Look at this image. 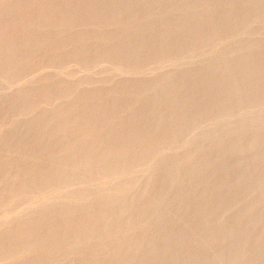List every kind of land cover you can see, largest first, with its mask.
Listing matches in <instances>:
<instances>
[{
  "label": "rangeland",
  "instance_id": "374dc122",
  "mask_svg": "<svg viewBox=\"0 0 264 264\" xmlns=\"http://www.w3.org/2000/svg\"><path fill=\"white\" fill-rule=\"evenodd\" d=\"M231 1L233 2L235 0H0V93L2 90L4 91L5 87L8 88L9 85L13 82H14L13 84L20 82V84H22L25 87V88L22 87L18 90L12 91V93L10 92L11 94H9V96L7 95L8 97L7 96L4 97L5 99L4 98H2V100L0 99V111L3 113H6V115L4 114V116L2 118H0V137H1L0 138V178H1L0 179V221L3 220L4 218L13 217L15 214L20 213V210L23 211V208L25 209L26 206H27L26 208L31 206L30 204L33 205V203H30V202L37 203L38 201H42L41 199H39L42 196L44 198L47 197L46 199H44V201H46V200L48 201L49 199L52 198L50 196H53L52 192H54L58 187H60L58 189V192H65L74 186H75V188H77L76 185H74V184H76L75 181H73L75 179H73V180H71V179L76 174L81 173L80 172L81 170L84 173V176L82 179L88 178L89 182L88 181L87 182L81 181L80 183L77 182V185L80 184L78 187H84L85 185H87L85 183L90 184V182H94L93 176H95L96 179H100V181H101L100 176H99V178L97 177V175H99L101 173V171H102V173L105 172V173H103L104 178L101 175V177H102L101 183L104 185V183L109 181V179L111 180V178L113 176L116 175L118 177L119 175H117V174L119 173V171H123V168H125L127 166H129L131 168L132 167L131 165L134 166V164H132L133 162L131 163V161H135V162L138 161V163H140L143 160L144 163L142 162L140 164L141 165L144 164L146 166L148 163V162L146 163V161H149V162L151 161V160H147V157H152V159H154V157L156 156L155 153L159 149L160 145H158V144H161V141L163 140L162 138L169 139L171 136H173L171 134H175V133H180L182 139L188 138L190 136V133H191V130L193 127L192 122L199 121L202 118L203 119L207 118L206 115L208 116L209 113H212L211 111H213V112L217 111L218 113H221V112L224 113V111H226L225 109L227 107L229 108L230 103H231V105H233L232 104L233 100H239L240 102L243 103V104L239 103V101H238V104H240V105H238V104L237 105L240 106V108L236 107L238 110H241V111H239L240 113H242L243 110L246 108L247 105H245V104L249 105L251 101H254V103L262 101V99H264V91H263V89H264L263 88L264 87V79H263L264 78V68L262 69L261 74L260 73L257 74L258 76H261V77H257V76L255 77V78H258V80L256 79V81H255V80H252L253 78H251L252 82L249 79V81H248L249 83H248L246 78H244V80L246 79L245 81L244 80L242 81L243 78H240L241 76H238L239 78L237 77V72L239 75H241L240 74L241 69L243 70V68H241V66L244 67V63H242L243 59H241V57L237 58L238 60L236 59L235 62H233V61L229 62V64L226 61L224 62V60L219 61V62H221L220 63L221 66L219 65V62H217L218 63L217 64L215 61L211 60L212 54H210V52H214L216 50L226 51L228 49V43L226 46L227 41L226 40H224V41L220 40L221 42L219 44V41L217 40V36L219 38V36L221 37V34H224V33H225L224 35L228 36L229 34H227V33H228V31H230V28H229L230 25L229 24L232 22V20H234L235 18H239V16L242 15L241 12H239L240 9H238L236 7H239L240 4L242 5V3H243L242 1H244V0H239L240 2L238 1L239 4H237L235 6V8H234L235 10L234 9L231 10L232 12L230 11L231 14H229L230 12L229 13L227 12L228 7H226V6H227V4L230 5V3H232ZM219 6H223L224 8H221V7L219 8ZM215 7H216V10H215ZM119 8H121V10ZM122 8H124V9H122ZM240 8L242 9V6ZM219 9H221V10L218 11ZM118 10H120V11H118ZM236 10H238V11H236ZM184 11H185V13H183ZM221 11H222V13H221ZM235 11L238 13V15H237V13H234ZM116 12H118V13H116ZM218 12H219V14H218ZM234 15L236 16L235 18L233 17ZM219 16H221V17H219ZM228 16L231 19L228 18ZM214 17L216 18V20H214L215 19ZM210 19H211V23L209 25L206 24L207 22L210 21ZM224 19L226 21H228V19H229V22L225 21L226 24L227 23H229V24H227V25L224 24L225 26L224 25L222 26L221 21L224 22ZM203 20L204 21L207 20V21L204 22ZM168 21H169V23H168ZM214 21H216V22L219 21L220 23H218V22L216 23ZM203 22H204V24H201ZM161 23H162V25L160 26ZM194 25H195V27H194ZM202 25H204V26H202ZM199 26H201L202 30H204V32H202V33L205 34V32H206V34H207L206 36H203V34H201L202 36L200 38V36L198 34H200L199 32H201V28H199ZM193 27H194V29H193ZM196 27H198L200 31ZM221 27L225 28L224 29L225 32L221 31V29H222ZM238 27H242V26H238ZM97 28L100 30V32H99V30H97ZM196 30L199 32H197ZM217 30H219V31H217ZM226 30H228V31H226ZM74 31H75V33L78 31L77 34L74 35L73 34ZM79 31H80V34H79ZM195 31L198 34H195ZM237 31H239V33L243 32L241 30V28H239ZM96 32H99V33L96 34ZM254 32H257V31H254ZM212 34H213V36L216 35V39H214L215 37H213V36L210 37V35H212ZM197 35H198L197 39H199V40L193 41L194 39L197 40L196 39ZM95 36H97V37H95ZM186 36H191V38L193 40H190L189 37L187 39ZM72 37H74V38H72ZM202 38H204V40H201ZM211 38L213 40H210ZM228 38L229 37H227V39ZM113 39L115 40V42L112 41ZM170 39H173V40H170ZM93 40H94V42H92ZM146 40H147V46L148 47H145L146 48V50H145L144 46H142V43H143V45H146V42H145ZM186 40L190 41V42L192 41L191 42L192 44L190 43V45H188L189 48H188V46H185V45L182 46L181 45L182 43H180V42L184 43V42H186ZM206 40H208L207 42H208L209 46H207L208 44L205 45L207 43V42H205ZM262 40L264 41V36H263ZM212 41H214V42H212ZM263 41H261V42L263 43ZM112 42H114V43H112ZM170 42H171V44H169ZM174 42L176 44H174ZM194 42H196L195 44H197V48L201 44H203V49L206 46V52L207 53H206V55H204L202 57L203 60L198 62V64L196 63L195 65H191L193 68L192 67L188 68L189 70L185 67H182L181 70H183V72L181 73V75L179 74L176 77H174L175 82L172 80L173 82L171 81V83L170 82H168V84L165 83L167 86L165 84H162L163 86L165 85L164 87L166 89L159 88L162 85L159 86V84L157 85V83L154 84L153 85L154 87L152 86L153 89L156 87L155 85L159 86L158 87V90L160 89L159 92L156 89L157 87L155 88L157 90V93H161V89H162V93L164 92L163 90H168V94H169V91H173L172 94H175V96H174L170 92V94L168 95L167 92H164L165 94L164 93L163 94L165 96H163V94H161L163 97H161L159 95L160 97L158 98V94L155 92L156 90L153 91L151 87H150V89L146 88L147 86L145 85V83L142 80L146 79L145 81H152L153 80V82H156V81H162L163 78L165 79V76L170 74L168 72L172 71L175 63H179L180 61H185L188 59V57L192 56V54L193 55L195 53L197 54L198 52L203 50V49L201 50L202 45L197 49L196 46H194L195 44L193 45ZM198 42H201V43H198ZM216 42L219 45L224 43V45L223 44L221 46H218V44L215 45ZM228 42H229V40H228ZM155 43H157V44H155ZM111 45H113V46H111ZM149 45H152V46L150 47ZM159 45H161V46L159 47ZM167 45L170 47H168ZM172 45H173V47H172ZM92 46H94V47H92ZM137 46L143 47L141 50L142 51L144 50L143 51L144 54L147 51L148 52L145 55L142 52L141 53L142 55H139L140 59H135V58L131 59L130 58V61H131L130 62L128 60V54L127 53H129L130 49L132 50V48H133V50H136L138 48ZM155 46L156 47L158 46V47L156 48ZM162 46H164V48ZM190 46H191V48H190ZM167 47H168V49H166ZM174 47H176V48H174ZM226 47H227V49H226ZM155 48H156V50H155ZM157 49H159V50L157 51ZM162 49H164V51L169 50L168 52L169 53L172 52V53H170V55L164 59L163 57H160V55L163 53ZM96 50H98V51H96ZM154 50L156 53H161V54L154 53ZM160 50H161V52H160ZM197 50H199V51H197ZM123 56L125 57V59ZM158 56H159V58H158ZM155 57H157V58H155ZM260 57L263 60V58H264V45H262V44L258 48V50L254 51V53L252 55H250L249 60H252L253 63H255V62L257 63V61L260 59ZM73 58H74V60H73ZM77 58H78V60L80 59L81 61L80 60L78 61ZM149 58L150 59L152 58V59L150 60ZM160 58H161V61H160L161 63L159 62ZM179 58H181V59L183 58V60H181ZM105 59H107V60H105ZM162 60H163V62H162ZM71 61H73V62H71ZM102 61L105 64H110V65H112V64L117 65V63L120 64V62H121L122 65L123 64H124V66L127 65L129 68L131 66V68L134 67V69L138 67L137 69L140 68L138 70L140 73L138 74V77H136V79L135 78L134 79L133 78L132 79H123V78L119 79L120 76L118 77V79H117V77L113 78L114 80L109 78V79H111L112 83L114 81L113 85L111 83H110L111 85L108 84V86H107V84H105V85L93 84V86L89 85L90 87L88 86L89 89L87 88L86 91H79V89H78L79 77H80V79H79L80 82H81V79H83V80H88V81H91L94 83L95 82L94 81L95 78H93V77H95L94 75H97L101 71V69H103L102 65H105L104 63L102 64ZM211 61H212V63L215 62V64L211 63V67H212V65L217 64V66H219V71H218V68H216L217 67L216 66L215 71L218 73L214 72L216 74L213 76L214 78L212 77V79L207 82L209 77L207 76L208 79L206 77L203 78L204 77L203 75L205 72H206L205 76L208 75V72L210 71V69H208L207 66L209 67V64ZM80 62L82 64H84V66ZM158 63H160V65L161 64H163V65H161V67H160V66H158L159 65ZM225 63H227L228 68L225 67ZM233 63H234V65H233ZM258 63L261 64L260 62H258ZM85 64H86V66H85ZM68 65H70V66H68ZM77 65L79 67L81 66V68H79ZM229 65H231L230 67H232V65H233V67H232V68H234L233 70H235V68L237 67V69L234 72H232L233 70L232 71L230 70L232 73L229 71L231 73L230 74L231 77L229 75H228V77H230L231 79H229L227 77V74H224L225 70L232 69L229 67ZM52 66H54L53 67L54 70L56 69L54 71L55 72L54 74L52 73L51 75H44V76L41 74L44 71H45L44 73H46L49 69L51 70ZM64 66H66V67H64ZM149 66L152 69L154 68V70H156V71H154V74H153V70L149 68V70H152L151 71L152 75L148 74V73H151L149 70L148 71H147V69L145 70V68L146 67L148 68ZM239 66H240V68H239ZM85 67H87V68H85ZM100 67H101V69L97 73L96 71H98L99 70L98 68H100ZM159 67H160L161 71H157V70H159ZM77 68L80 69V70H78L79 72L76 71ZM95 68H96V70H94ZM162 68H164V69H162ZM191 69L192 70L195 69L194 71H196V73L198 70H200V71H198L200 76L197 73V75L200 78L195 74L194 71L192 72ZM223 69H224V72H223ZM162 70H164V71L162 72ZM201 70H203V72L205 70H208V71H205L202 75ZM63 71H65V72L63 73ZM142 71L144 72L143 74H141ZM56 72H57V74H56ZM221 73H223V74H221ZM68 74H70L71 76ZM184 74H185V76H184ZM64 75H66V77L70 76L71 79L72 78H74V79L71 81V84L67 85L68 87L63 88L62 85L64 86V84H66L67 80H68V78L66 79ZM81 75H83V78H81ZM85 75H87L86 78L84 77ZM143 75L145 78H143ZM146 75H148V77L152 76L151 79L153 78V76H155V78H158V79L154 78L156 81L154 79L149 80L150 77L149 78L147 77L148 78L147 79ZM163 75H165V76L163 77ZM193 75L195 76V78L193 80V84L195 85V83H194L195 79L197 81L202 82V84L199 82V83H196V85L194 86L192 84V80L190 78V77H193ZM221 75L228 78V80L225 79V77H222ZM180 76H184V77L181 78ZM201 76H203V77H201ZM234 76L237 77L239 82H238V80H237V82H236V80H234L235 79ZM159 77H161V78H159ZM177 77L181 80L182 79L184 80V83H183V80L180 81L178 79V83L181 82L180 84H182V86H184L183 87L184 93L183 92H182L183 94L181 93L183 98L181 96H179L180 95L179 93H180V91H183V88H182V86H180V84L176 83ZM259 78H261V79H259ZM201 79H202V81H201ZM75 80L77 83L75 82ZM189 80H190V82H189ZM203 80H206V81H203ZM226 80L228 82L231 80V82L234 86H232V84L228 85ZM186 81H188L189 83ZM197 81H195V82H197ZM260 81H262V82L260 83ZM72 82L73 83L75 82L74 83L75 85ZM109 82H110V80H109ZM122 82L126 83V84H123ZM240 82H242V83H240ZM244 82H246L247 84H250L249 85L250 87L252 86L253 82H254V84H255V82H256V84L260 83V85L263 83V85H261L262 91L260 90L259 92H256L255 94L254 93L251 94L252 92H250V87L246 85V87H243V88H246L245 93H247V90H248L247 88L249 87L250 93L248 92L247 95L251 94L250 96L246 97V94L243 92L244 89L242 88L243 90H240L241 89L240 87L242 85L244 86L246 84V83L244 84ZM115 83L118 85L115 86ZM143 83H144V85H143ZM205 83H207V84H205ZM221 83L224 84L225 87H227V89L229 87H233L231 89L235 90L236 88H238L240 86L239 87L240 91L237 89L238 92H237V90H235V93H234V94L238 93V95H234L232 98L233 93L231 95V92H234V91L231 90V91H229L231 98H229V93L227 92L228 90L225 91L226 90L225 89L224 92L220 95V97L217 100L213 101L210 98L207 99L208 97L207 96H206L207 98L205 97V95H207L206 94L207 92L206 91L204 92V90H207V91L210 90L212 92V90L214 91V89L216 90L219 88V87L216 88L219 84H220L219 86H222ZM119 84L122 85L123 87L120 88ZM175 84L179 85L178 87H180L181 90L177 86H176L177 89L174 88L175 91L172 90L173 89L172 86ZM184 84H186V85H184ZM190 84H192L194 87L191 86ZM197 84H199V86ZM238 84H240V85L238 86ZM124 85H126V86L124 87ZM143 86H145V87H143ZM186 86L188 89L186 88ZM190 86L192 88H194V90L192 89L193 91L190 90L191 89ZM33 87L40 88L39 89L40 93H38V94L34 93L32 91ZM189 87H190V89H189ZM122 88H125V89H122ZM141 88H142V90L146 88L148 90L147 94L150 90V92H149L150 94H148L147 97L145 96L146 92H145V94H143L144 96L141 94V97H139L140 98V100H139L138 97L137 98L135 97L136 96L135 94L144 93V91H146V89L142 91ZM185 88L187 91H185ZM119 89H121L122 90L121 92L123 93L121 96L119 95V93H120ZM139 89H140V92H139ZM177 90H179V91H177ZM189 90L191 92L188 93ZM174 92H176V93H174ZM201 92L205 95H203ZM177 93H178L179 97L176 95ZM190 93L193 94L194 96H192ZM239 93H242V94H240L241 96L239 95ZM258 93L260 95H258ZM153 94H155V96H154L155 98L153 96L151 98L150 95H153ZM184 94H186L187 96L185 97ZM188 94H190V95H188ZM107 95H110L111 97L107 96ZM104 96L107 98H105ZM166 96H168V97H166ZM169 96H174L176 98L174 99V97L172 98ZM221 96H223V97H221ZM238 96H240V97H238ZM244 96L247 98L245 101H247L248 97H249L248 101H250V102H246L244 104L245 101L243 100L244 98H242ZM255 96H257L258 98ZM102 97H104V98H102ZM142 97L144 99L141 100ZM145 97H146V99L148 98L149 100H150V98L155 99V100H150V101H153L152 103H154V101L158 102V99H161V98L163 99L166 97L164 99V101L161 99L164 102V103H162L163 108L162 109L158 108L159 110H157L158 112H156V108H155V107H157L156 104L154 103L155 106H153L152 103H148L149 101H147L148 99L146 100ZM156 97H157V100H156ZM180 97L183 100H181ZM184 97H185V99H184ZM202 97L205 98L206 100L205 99L203 100ZM235 97H238L239 99L238 98L235 99ZM168 98H171V99H168ZM177 98L179 99L178 104L176 103ZM56 99L57 100L59 99L61 104ZM173 99L176 101H174ZM78 100H81L82 104H81V102H80V104H78V102H79ZM137 100H138V102H135ZM144 100L147 101L148 106L146 104V101H144ZM170 100L172 101V103ZM256 100H257V102H255ZM97 101H99L98 103L100 105H98ZM141 101H143L142 104L145 103V104H143V105H145L144 107L142 104H140ZM165 101L168 103H165ZM173 101H174V103H173ZM181 101H182V103H181ZM229 101H231V102H229ZM66 102L67 103L69 102V103L67 104ZM195 102L200 103L201 105L198 103H197V105H200V107L201 106L202 107L201 108L199 107V109H198V106L195 105ZM262 102H264V101H262ZM20 103H23V106L20 107V105H22ZM101 103H104V104L102 105ZM133 103H135V104H133ZM254 103L252 102L251 104H254ZM138 104H140L142 106L140 107ZM151 104L153 107L151 106ZM164 104L165 105L168 104L167 106H169V105H171V106L167 107V106H164ZM235 104H236V102L233 105L234 107H235ZM96 105H98V106H96ZM123 106H125V108L121 109V111L124 112L125 117L123 116V112L122 113L119 112L121 114L118 115L119 114L118 111L120 110L121 107L123 108ZM115 107L116 108L120 107V108L116 109ZM126 107H128V108H126ZM146 107H151V108L148 109ZM164 107H166V108H164ZM144 108H146L145 111H144ZM33 109H35L36 112L39 109L40 112L39 111H38L39 113L37 112V114H36L37 116L35 115V111ZM140 109L142 111H140ZM151 109H152V111L154 109V111H153L154 114H155V112L157 113V114H155L157 118L155 117L153 119L154 116L152 118L150 117L151 114H149V112L153 114V112H151ZM166 109H168V110H166ZM173 109H178L179 111L182 110L181 112H178V110H177V112L179 114H182L180 116V119H181V117H182V119H184L183 117H186V119L187 118L189 119V121L187 120L188 123L178 122V124L180 123V126L178 124H176V121H181L182 119L179 120V114L176 112H172ZM115 110H117V111L115 112ZM138 110L140 111V113H143L144 116L139 114ZM160 110L161 111L163 110V112L165 111L168 114L163 115V114H165V112L164 113L162 112L163 114H161ZM184 110H185V112H184ZM125 111L127 112V115H128V113L129 114L132 113L131 116L130 115L126 116ZM136 111L138 112L139 115H141V116L137 115V116H139L138 118H140L141 121H139L138 118L136 119V117H137V116H135ZM147 111H149V112H147ZM32 112L34 113L33 116H31ZM51 112H53V113L50 114ZM144 112L148 113L149 115L146 113L144 114ZM115 113H117V114L115 115ZM169 113H172V114H169ZM176 114H177L178 120L176 119V117H174V119L171 118V119H173L175 124L173 123V121H171L170 118H169L170 120L168 121V123L167 124L165 123L164 117H166V116L168 117V115H170L169 117H173L172 115L176 116ZM195 114H196L195 119L197 117L199 120L198 119L197 120L191 119L192 116L194 119ZM147 115L151 118V120L149 117H148L149 119L147 118ZM158 115L159 116L161 115V116L159 117ZM162 115L164 118V119L162 118L163 120L161 119ZM201 115L203 117H200ZM97 116H98V118H97ZM99 116H101L103 119ZM116 116L118 118H116ZM132 116H133V119H132ZM142 116H143V118H142L143 120L141 119ZM20 118H21V120H20ZM77 118H81L82 121H81V119L78 121ZM88 118H89V121H88ZM95 118H97V120L101 119V120L105 121L106 123L108 122L110 125L108 123H107L108 124L107 125L106 123H104L101 120L97 121ZM114 118H116V119H114ZM126 118H128V119H126ZM46 119H48V120H46ZM84 119H86L88 122H91V120H92V122H93V120H96V121H94V123L91 122L92 125H89L90 123L88 124V122H86V120H84ZM146 119H148V121ZM186 119H184V120L186 121ZM74 120L76 122L77 121L78 122H84L85 121L86 123H84V125H86V124L89 125V128L87 127L88 125L85 126L86 128H88V129H86L87 131L86 132L83 131L84 126H82V130H81L80 127L83 124L80 123V126H79V124L77 122L78 125H76L74 123L75 122ZM109 120H110V122H109ZM67 121H71V122H67ZM100 121H101V123L99 124ZM142 121H144V123ZM190 121H191V123H189ZM66 122L68 124L71 123L72 128L69 129V127H71L70 124L69 125L66 124L69 126L68 130H67L66 129L67 126L65 125L66 126V128H65V126L62 125V124H65ZM102 122L105 125H101ZM146 122H148V124H146ZM182 123H184V124H182ZM60 125L64 126V128ZM73 125H74V127H73ZM99 125H101L102 128ZM181 125H183V126H181ZM90 126L95 132L98 130H99L98 132H100V129H104V128L106 130L104 129V132L102 131V132H100L101 134L98 135V132L95 133L94 131H92ZM31 128H34L33 129V130H35L34 133H33ZM59 128L60 129L62 128V130L64 131V132L63 131L62 132H63V134H65V136L61 134L62 132ZM113 128H114V130H113ZM216 128L219 129L218 127H214V129H216ZM231 128L233 129V130L231 129L232 132H234L233 136L237 137L239 135V133L236 131V129H238V122L235 123L234 126H231ZM29 129H30V132L28 133V135H26V132H28ZM154 129H157L156 132L158 134L156 133L157 135L155 134L152 137V140L150 139V137L146 138L148 136L147 133H149L148 131H150V130L152 131ZM12 130H14V134L12 133L13 132ZM111 130H113V132L115 131V134H116L115 136H117V138H119V137L121 138L120 135H124V137H122L119 140H116V137H113L114 133H112ZM15 131H17V133H21V134L16 135ZM57 131H58L59 137L56 135ZM109 131H111V132L109 133ZM90 132H93V134ZM51 134H54V136H56L58 138L56 139V137H55L56 140H53L54 136ZM89 134H90V136H92L91 139H86V137L89 136ZM160 134H162V135H160ZM165 134L169 138H167V136H165ZM249 134L250 133H248L247 138L244 137L247 134H245V135L242 134L243 136L239 135V137L240 138L242 137V141L244 140V138L246 139V141H248V140H251L250 139L251 135H249ZM94 135H98V137H95ZM204 135L205 134L202 135V133H197V134H195L194 138L197 139L199 137H203ZM93 136L95 138H93ZM259 137H260L259 139L261 141V145L258 147L255 146L254 150L248 155V157L246 156V158L245 157L244 158L243 157L233 158V159H231V162H230V164H232L231 166H225V167L210 169L200 176L201 182L199 184H196V185L195 184H187L186 187H184L183 190H181L180 193L178 194L179 200L178 199L176 200L177 203L173 202V203H175V204H173L175 206H173L171 203H170V205L172 207L170 205H169V207L167 206V203L169 204V200L167 201V199H168V197H167L164 199L167 202V203H165V205L167 206L166 207L167 210L165 209L166 211L164 209H161V207H160L161 204H160V206H159V204L158 205L155 204L156 206L153 205V208L149 209V212L151 211V209L154 212L158 210L157 212H155V213H158V215H159V211L161 212L159 215L161 218L158 217V220H157L158 222L155 220L157 223H164L163 221H165L166 219H173L172 216H175L173 219V222H174V220H176L178 222V224H176L177 222H175V227L170 228L171 232H173V230L175 231L177 229L183 228L182 225H185V223H187V222L194 223L193 225H191L192 228H190V229H196V228H201V227L203 228V226H201L202 223H206V222L208 223L209 222L207 225H205V228H203V230H202L205 234L209 233L212 229H215V228L230 227L232 229V232L229 234V236L216 238L214 241L210 242V244H207V245H203L200 242H196L195 244L193 243V245L191 243L188 244L187 239H189V237H187V238L185 237L184 240L182 238L183 243H182V240H180L181 243H180V241L178 242L180 244L177 243L179 247H181V248L187 247V248L195 249V250L199 249V248L200 249L205 248L207 256L213 255L217 250L222 249L225 246L230 245V244L236 246V248L239 247V248L245 249L246 251L255 250V249L260 250L262 248L264 249V168H263L264 164H262L263 167L260 165V162L262 160L264 161V158H261V160L258 159L259 157L257 158V156H259L261 152H264V146H263L264 140L263 139L261 140L260 135H259ZM240 138H239V140H241ZM112 139L115 141H112ZM131 139H132V141L134 139H136L137 141L135 140V142L132 143V142H130ZM140 139H142V140L144 139V140L141 141ZM81 140H83L82 141L83 143L81 142ZM127 140L128 141L130 140L129 142H130V144L132 143V145L128 144ZM145 140H146V142H147V140H148V142H150V141L151 142L145 143ZM165 140H163V141H165ZM110 141H112L113 144H111ZM116 141L121 143V144L119 146H117ZM152 141H154V143L156 141L157 146L156 145H153L154 147L151 146L153 144ZM159 141H160V143H159ZM109 142H110V144L108 145ZM140 142L144 143L145 145L141 144ZM114 143L116 144V148L118 147L117 150L115 149ZM235 143H236V141H235ZM233 144H234V142H233ZM75 145L78 146V148L80 147L79 151L77 148H76L77 150L75 149L78 152L72 150V148L74 149L76 147ZM111 145H114V146L111 147ZM136 145H139V146H136ZM141 145H144L145 148L144 147L143 148L147 150V151H142L143 154L140 153L141 156L142 155L146 156L145 158L143 156L142 157L139 156L140 154H138L142 150ZM146 145H149L150 147L146 148L147 147ZM73 146H75V147H73ZM105 146H106V148H105ZM107 146L109 147L108 149H107ZM119 147H121V148H119ZM137 147H139V148H137ZM113 148L115 151H118V152L120 151L119 154H118V152L113 153ZM122 148H125V151ZM150 148L151 149L153 148L152 151L154 150L153 153L155 155L152 154L151 150H150V152H148ZM156 148H157V150H156ZM255 148H256V150H255ZM89 149H90L91 153H89V155H88V153L84 152V150L88 151ZM91 149L93 152L96 150L94 152L95 154L91 151ZM105 149H107V150H105ZM64 150H65V152L67 151L66 154H69V155L62 154V153H64L63 152ZM68 151H69V153H68ZM110 151L113 153V155L115 154V156L113 157V161H114V159H117L116 162L117 163L119 162V164H116L115 161L111 162L112 157L107 159V156H109V155L112 156V153ZM71 152H72V154H71ZM83 152H84V154L82 155ZM101 152H103V153H101ZM107 152H108V154H107ZM122 152L125 155L121 154ZM146 152H147V154H146ZM74 153L77 154V156L73 155ZM85 154H87V156ZM92 154H94V155H92ZM99 154H101L103 156L105 155L106 158H105V156L102 157ZM116 154H118V155L116 156ZM149 154H152V156H150ZM186 154H188V153H186ZM95 155H97V157L99 156L98 158H100V160L102 158H104L103 160L107 159V161L106 160L105 161L108 162L109 164L104 163L102 167L101 166L99 167L100 169L99 168L97 169V168L89 165V163H90L89 160L95 161L97 159V157ZM119 155L122 157H120ZM57 156L60 157L61 159L59 160V158ZM65 156H67V157H65ZM74 156L76 159L74 158ZM93 156H95V157H93ZM135 156H137V158H138L137 161H136L137 158H135ZM200 156H201V154L197 153V155L192 159L190 167L188 166L187 167L188 169L186 168V170L188 172L185 170L187 172L186 173L187 175L191 176L190 174H193L194 166L202 158V157L200 158ZM53 157L54 158L57 157V158H55L57 163L55 165H53L52 167H50L51 170L47 171L46 168H49V164H47V163H49L50 159H52ZM115 157H117V158H115ZM133 158H135V160ZM169 158H172V162H173V160H174L173 157H169ZM169 158L165 159L167 161L164 160L165 161L164 164H166V166L168 163H169L168 165H170L172 163L171 159L169 160ZM119 159H121L123 162ZM78 160H79V162H78ZM80 160H82V162H80ZM168 160H169V162H168ZM258 160H259V162H258ZM96 161H99V160H96ZM176 161H178V160H176ZM84 162H86L88 164V166ZM257 162L259 164H257ZM13 163H14V165H13ZM83 163L86 164L87 167H84V168H86V170L88 168L87 171L85 169L83 171V169L80 168V166H82ZM120 163H121V165H120ZM77 164H78V166L76 167ZM79 164H81V165H79ZM114 164H116L115 166L117 168H120V170L118 169V171H117V169H116V170H114L115 174L114 173L111 174L112 170L114 169ZM124 164H128V165L127 166L125 165V167H124ZM258 165H260L261 167L259 168ZM121 166H123V167H121ZM70 167L72 169H79V171L72 170ZM257 167H258V169H257ZM101 168H102V170H101ZM110 168L112 169L111 171H110ZM252 168H254V171ZM66 169H68V170L71 169L70 174H69V172H67V174L69 176L67 174H65ZM92 169L99 170V172L98 171L94 172V170H92ZM105 169H108L109 172H108V170H105ZM126 169H128V168H126ZM126 169H125V171H126ZM247 170H249V172L247 175L244 176L242 181L241 182L237 181V177L240 175V173H245V171H247ZM72 171L74 173H72ZM89 171H92L94 173V175L92 174V172H89ZM87 172L90 173V177L92 179L89 178V176H87L88 175ZM71 174H72V176H70ZM73 174H75V175L73 176ZM105 174H109V175H107V177H106ZM155 174H158V173L156 172ZM62 175H64V176H62ZM65 175H66V177H70V180L68 178H67L68 181H67V179L63 180L62 177H64V179H65ZM59 176L61 179L59 178ZM77 176H79V175H77ZM35 177H37L38 181H39V179H41L40 183L42 185L40 186V184H39V186H37L35 189L28 190V192L25 194L28 198H26L25 195H24L25 196V198H24L23 192L26 190L25 189L26 186L29 185L33 180H35V179H33ZM38 177H40V178H38ZM56 177L59 178L60 182H57L58 179H56ZM156 177H158V176L156 175ZM220 177H225L226 180L224 182L217 181V179H219ZM107 178H108V180H107ZM114 178H116V177H114ZM166 178H168V177H166ZM166 178H164L165 180L162 178L163 183H160L161 181L160 182L155 181L154 182L155 184H154L153 181L156 179L154 176L152 181L149 182V184L151 185V190L149 188H147L148 190L146 192H145V190L139 191L137 193L135 192V194H134L135 197H133L131 199L130 197H132V196H128L129 199H125L128 201L116 200L117 199L116 194H118V196H119V193L115 194L117 189L115 191L112 190L114 197H116L115 200L117 202L114 201V199L112 200L113 195H111V193H110L111 196L108 194L109 197H111L110 198L111 200L108 199L109 197L106 199L105 196L103 197V201L101 199L102 197L98 198L97 202L102 201V203L103 202L105 203L104 200H106V203H108L107 200H109V203L112 204V206L115 205L114 210H111V209H113L114 206L112 207L109 203H108V205L105 204L106 207L107 206L112 207V208L110 207L111 214L108 213L109 208L107 210H105V212L107 211L108 216L112 215L113 212L119 213V209L117 211L116 209L118 207L116 208V206H118V205L121 206L122 205L121 203H123L122 206L124 207V205H125L124 203L128 202L125 205L124 209L125 210L129 209V210H127L125 213L124 212L121 213V214H123V216L120 217L122 219L119 218V216L121 215V214H119V216H118L119 219L118 220H117V218L114 219V220H116L115 222L107 220L105 218L106 213L103 211L104 212V214H103V212L99 210V209L102 210L101 207L104 206V204H102L101 202L96 204V203H94L95 202L94 201L92 205L94 207V204H95L97 207L95 206L93 208V207H91L92 206L91 205L90 206L91 208L89 207L90 209H86V210H90L88 213L91 216H88L89 214H87L86 210L83 211L84 214L81 213L82 212V210H81V212H80L81 215L78 214L77 211L72 212V210L73 211L77 210L80 208L81 205L86 203L85 201L87 200V198H89V195H87V194H83V197L85 196L86 200H84L83 197L81 198L82 195H80L78 202L81 203L82 199H83L82 201L84 202V203L82 202L81 205H77L76 203L73 205L74 202L72 203L70 201H67V202L62 201L63 202L62 204H64L65 202H66L65 204H67L66 206L64 204L65 207L62 205L65 208L64 209L62 207L63 211L67 210L68 212H70V217H71V219L73 218L74 221H73V219H72V221H71V219L69 220L70 217H68L69 215H68L67 211H66L67 214H65V211H64V215H63L62 209H60L61 213H58V211H57V213L59 215L54 211L52 212L51 210H48V212L49 211L52 212V213L49 212V215H53V213H54V215L56 214L53 217L51 216L52 218L51 217L49 218L48 217L49 215L47 214L48 215L47 216L46 213H44V211H40L39 213H33L34 215L30 214L31 216L30 215L25 216L27 219L24 217L25 219L22 218L21 221L23 223H29V222L33 223L34 222L33 223L34 225H32V227L31 226H29L28 228L26 227V229H24L20 232H16V230H12L11 233L10 232L7 233L6 236L0 237V253H6V254L8 253V254L14 255V254L24 252L25 247H30V249L27 248V252L29 251L28 253H30V251L33 250L31 253L34 254L33 252H35V250H36L35 247L37 246L36 248H38V246L41 244H35L36 245L35 246L33 243V245H29L30 243L32 244V241H33V240L30 241V240L32 239V237L37 236L39 233V230H42L43 227L44 228L41 232L45 231V228L47 227L48 224L50 225L52 223L53 224L54 223H64L65 222L64 219H66L67 221H69L68 226L72 230L73 228H72V226H70L71 222L75 223L77 221L78 223H85V220L87 222L88 219H89L88 221L90 222V218L94 217V216L92 217V215H95V213L97 212L98 216L95 215V217L93 219L103 218V216H104V218L100 219L99 221H101V222L103 221L102 223H104V225L108 221L109 224L106 223V225H109L110 228L106 225L105 226L108 229L105 228L104 225H103L104 226L103 227L101 222H100V226L98 228L100 229L101 232H97L99 230L95 231L96 229H98L97 227H95V230H89L88 232L86 230L85 232H83L85 234L82 233L81 236L85 235L87 238V241H86L85 236H84L85 241H83L84 240L83 237H79L80 239L78 238L81 241L80 243H79L78 239L76 241V238H69V240L71 239L70 242L67 239V241L65 243L66 245L64 244L65 247L66 246H70V247L72 246L74 249L75 248L78 249V247H77L78 244H77V246H75L76 245L75 243H79V245L81 246V247L79 246L80 249H78V250L75 249L77 252L74 251V249L72 250L73 253L75 252L74 254L73 253L71 254L70 252H65L61 249H59L61 251L57 250L58 252L53 251L55 253H52L51 252L52 248H45L43 250V253L40 252V254L42 253V256L39 255L38 257L40 259L43 258L44 260H47V261H45L46 263L44 262L43 259H42L43 262H41V260L39 258H37L35 256V258H36L35 259L34 255H32L35 260L31 259L26 264H30L34 261H36V262H34L33 264H41V263L42 264L43 263L49 264L48 259L51 262V258H48L49 256L51 257L52 255L55 256L57 254L56 256L60 255L62 257L65 253L68 254V256H66V254H65V256H63V257H67L68 262L71 259L72 260L74 259L75 261H78L79 259H84V260H86L87 258L89 259V255L94 253V252H92V250H94L95 247H96V249L98 246L100 247L101 242L103 245H105L106 243L107 244L111 243L113 241L112 236L114 235V233H115V235L116 234L118 235L119 232H121L123 230V228H125V226H124L126 224L125 222H127L128 220H130L129 223L133 222V220H132L133 216L137 217V214H138V217H139V219L137 217L138 221L141 219L142 220L144 219V216L140 215L139 213H137V214L131 213V215H130L129 214L130 212H128V211H132L134 213L133 209L134 210H136L135 208L142 209L141 206L144 202V199L146 200L147 198L148 199L150 197L152 198V196L154 198L156 196L155 194H158L161 191L162 184L169 182L166 180ZM170 178H172V176L171 177L169 176L168 180H170ZM62 180H63V182L61 185H63V186L60 185ZM76 180L78 181V177H76ZM146 180L144 181L145 183L147 182ZM53 181H54V183H56V185L54 184V186H53L54 190L51 191L50 190L51 188L49 189L48 185L50 184V182L52 184ZM64 181L65 182L67 181V183H65ZM165 181H167V182H165ZM215 181H217V182H215ZM48 182H49V184H48ZM68 182H72L71 183L72 186L69 184L71 187L66 186V185H68ZM138 182H142V181L139 180ZM144 182H142V183H144ZM156 182H158V184ZM57 183H59L58 186H57ZM142 183H138L142 188L147 187L149 185L148 184L147 186H145L146 184L145 183L142 184ZM159 184L161 187H158ZM64 185L66 186L65 188L67 190L64 188ZM53 187H52V189H53ZM55 187H57V188H55ZM61 187H63L62 189H65V190L63 191L61 189ZM120 187H121V184H120ZM60 189L62 191H59ZM96 189L94 190V195L98 193V191L100 190V187L96 188ZM159 189H160V191H159ZM47 191H51V192H47ZM50 193H52V194H50ZM21 194H22V196H21ZM98 195H100V193H98ZM91 196H93V194ZM213 197H216V198H213ZM36 198H38V199H36ZM80 198H81V200H80ZM99 199H101V200H99ZM130 199L132 201H130ZM35 200H37V201H35ZM184 200L186 202H184ZM110 201L113 203H111ZM192 201H193V203H192ZM68 202H70L71 204ZM114 202H116V203L114 204ZM180 203H181V205H180ZM198 203L201 206V207L199 206L200 207L199 210H198V208H199ZM203 203L205 205H203ZM99 204H101L103 206L100 207ZM177 204H179V205H177ZM71 205H73V206H71ZM165 205L163 204L162 208H164ZM122 206H121V208H123ZM185 206H187V208ZM103 208H105V207H103ZM154 208H157V210H154ZM182 208H184V209H182ZM195 208H197L196 210H198V211L193 210ZM124 209H123V211H125ZM163 210H164V212H163ZM78 211H80V210H78ZM184 211L186 212L187 216L186 215L185 216L188 219H186V217L184 216V214H183ZM189 211L192 212V214L187 213ZM45 212H47V211H45ZM93 212H95V213H93ZM101 212H102V214H101ZM149 212H147V213H149ZM193 212L195 215L193 214ZM71 213H73L74 216H73V214L71 215ZM178 213L181 215L183 214L184 217H181V215H180L181 218H179ZM37 214H39V215L37 216ZM60 214H62L63 217H65V215H66V217L63 218L62 216H60ZM75 214H76V216H75ZM86 214H87V216H86ZM100 214H101V217H100ZM143 214H144V212H143ZM225 214H226V216L220 217V216L225 215ZM83 215H84L83 218L85 220H83V218H82ZM128 216L129 217L132 216L131 219ZM217 216H219L220 219L219 218H218V220L213 219ZM61 217H62V219H61ZM77 217H78V220L80 219V221L77 220ZM162 217L165 220H162ZM192 217H194V218L192 219ZM53 218H56V219L58 218V219L55 220V222H53L54 221ZM42 219H44V220H42ZM51 219H52V221H51ZM137 219H135V221ZM81 220H82V222H81ZM212 220H214V221H212ZM44 222L45 223L49 222V223L45 224ZM93 222H90V223H93ZM110 222H111V224L114 225V227H113V225L110 224ZM118 222H119V225H118ZM166 222H170V220H166ZM40 223H42L40 226H36ZM152 223H154V222H152ZM195 223H196V225H195ZM199 223H200L201 227L200 226L198 227ZM248 223L255 225V228H254L255 233L252 232L253 233V234H251L252 237H250L251 235L249 236V238H245L246 236H243V238H241L239 242L235 241L238 238L237 236L239 235V232H241L242 228L246 229L245 225ZM157 225L158 224H156V225L153 224L152 225L153 227L151 226L152 229L149 232H155V231L157 232L160 229V227H159L160 225H158V226ZM119 226L121 227L122 230L120 229ZM195 226H196V228H195ZM53 227H55V226H53ZM56 227H58L57 229L55 228V231L57 230L56 233H54L55 232L54 229L51 228L50 232L54 231L53 233L51 232L52 235H48V234H51L48 231V229H50V228L49 227H47L48 229L46 228L47 231L44 234L47 237L50 236L48 238V240H51V237L52 236L54 237L55 234L58 235V233H57L58 231H60V234H61V232H62L61 231L62 228H60L61 226L60 227L56 226ZM118 227H119V229H118ZM247 228L249 229V227H247ZM70 229H66V230H70ZM114 229H115V231H114ZM116 229H117V231H116ZM109 230H110V232L108 233ZM148 230H149V228H148ZM94 231H95V233H94ZM135 231H137V230H135ZM171 232L168 231V233L166 232L165 235H168ZM96 234L97 235L99 234V236H97ZM111 234H113V235H111ZM135 234H134V232H131V234L129 236L132 238V239L129 238V239H131L132 244H133L135 238H138V236L139 237L143 236L142 230H139V229H138L137 233H135ZM39 235L43 236L41 233H39ZM95 235H96V237H95ZM100 235H102L103 237ZM140 235H142V236H140ZM118 236L121 237L120 234ZM247 236H248V234H247ZM47 237H46V239H47ZM108 237H109V239H108ZM133 237H134V239H133ZM165 237L168 238L167 236H165ZM88 238H89L90 244H88ZM43 239H45V237ZM74 239H75V241H74ZM106 239H108V240H106ZM145 240H147V237ZM51 241H53V240H51ZM97 241H99V242H97ZM72 242H74V243H72ZM233 242H235V244H233ZM67 243H69V245ZM81 243L82 244L83 243L88 244V246H86L85 244H83V246H82ZM92 243L95 245H93ZM132 244H130V246H132ZM45 245L47 247V243H45ZM64 245L63 244L60 245L61 248L64 247ZM92 245L95 247H93ZM89 246H91L92 248H90ZM178 246H177V248H178ZM188 246H190V247H188ZM101 247H102V245H101ZM21 248H22V251H21ZM174 249H175L174 251L172 249V251L174 253H172V251H169L168 254L174 255V254L178 253L180 250V248H178V250H177L176 247ZM18 250L21 252H19ZM27 252L25 251L24 254H26ZM60 252H62V253L65 252V253L62 255V253L59 254ZM46 253L47 254L49 253L50 255L49 254L47 255ZM115 253H114V255H115L114 258L117 255L118 257H116V258H118V260H119V257L122 258L125 255V254H122V252L119 254H118V252L116 254ZM69 254H71V255H69ZM168 254H167V256H170ZM29 255H31V254H29ZM53 256H52V258H53L52 261L55 258H59V257H53ZM69 256H72V257H69ZM81 256H82V258H81ZM112 256H113V254H111V257ZM253 256L254 257H258V256L264 257V252L257 251L254 253ZM78 257H79V259H78ZM108 260H109V258H107L105 260V262H107ZM263 260H264V258H263ZM263 260H261V262L257 261V263H256V258H255V262L252 259V262L251 263L249 262V264H264ZM105 262L102 264H106ZM230 262H228V263H230ZM52 263L53 262H51L50 264H52ZM3 264H6V263H3Z\"/></svg>",
  "mask_w": 264,
  "mask_h": 264
},
{
  "label": "bare ground",
  "instance_id": "6f19581e",
  "mask_svg": "<svg viewBox=\"0 0 264 264\" xmlns=\"http://www.w3.org/2000/svg\"><path fill=\"white\" fill-rule=\"evenodd\" d=\"M238 1L239 0H235V1H231L232 3H230V5H228L227 4V6L226 7H228V10H227V12L229 13L231 10H233L234 8H235V6L237 5V4H239L238 3ZM240 2V1H239ZM243 3H242V5L240 4V6L239 7H236V8H238V9H240L239 10V12H241V16H239V18H235L236 16L234 15L233 17L235 18H233L234 20H232V22L229 24V23H227V24H229L230 25V31H228V30H226V31H228V33L227 34H229L228 36L227 35H224L225 33V28L223 27H221L222 29H221V31H224L223 33L224 34H221V37L219 36V38H218V36H217V40L219 41V44H220V40H226L227 42H226V46H227V43H228V49H227V47H226V51H223V50H216V51H214V52H210V54H212L211 56H212V58H211V60L212 61H215L216 63L217 62H219V61H222V60H224V62L226 61L228 64H229V62H235L236 61V59L237 58H240L241 57V59H243L242 60V63H244V67H242L241 66V68H243V70L241 69V72H240V74L241 75H239L238 74V72H237V77L238 76H241L240 78H243L242 79V81L244 80V78H246L247 79V82L249 81V79H250V81L252 82V80H255L256 81V79L258 80V78H255L256 76L257 77H261V76H258L257 74L258 73H260L261 74V71H262V69L264 68V58H263V60H262V58L260 57V59L257 61V63L255 64V63H253V61L252 60H249L250 59V55H252L253 53H254V51H256V50H258V48L261 46V44L262 45H264V41L262 40L263 39V36H264V0H244V1H242ZM175 3V2H174ZM146 4V3H145ZM179 6V5H178ZM242 6V9L240 8ZM224 8L223 6H219V8ZM120 10H121V8H119ZM122 9H124V8H122ZM227 9V8H226ZM225 9V10H226ZM120 10H118V11H120ZM215 10H216V7H215ZM221 9H219L218 11H220ZM235 10V9H234ZM236 11H238V10H236ZM234 12V13H237V12ZM123 12V11H122ZM232 12V11H231ZM231 12L229 13V14H231ZM116 13H118V12H116ZM183 13H185V11L183 12ZM221 13H222V11H221ZM227 13V14H228ZM233 13V14H234ZM122 14V13H121ZM213 14V13H212ZM218 14H219V12H218ZM226 14V15H227ZM237 15H238V13H237ZM121 16V15H120ZM218 16V15H217ZM225 16V15H224ZM219 17H221V16H219ZM227 17V16H226ZM225 17V18H226ZM98 18V17H97ZM215 18V17H214ZM228 18H230L229 16H228ZM231 19V18H230ZM113 20V19H112ZM214 20H216V18L214 19ZM223 20V19H222ZM204 21V20H203ZM207 21V20H206ZM206 21H204V22H206ZM221 21V20H220ZM226 20L224 19V22L223 21H221L222 23H221V25L223 26L224 24H226V22H229V19H228V21H226ZM202 22V21H201ZM204 22L203 23H201V24H204ZM214 22H216V21H214ZM218 23H220L219 21H217ZM216 22V23H217ZM166 23V22H165ZM164 23V24H165ZM168 23H169V21H168ZM177 23V22H176ZM211 23V19H210V21L209 22H207L206 24H210ZM200 24V23H199ZM200 24V25H201ZM205 24V25H206ZM226 24V25H227ZM162 25V23L160 24V26ZM207 25V26H208ZM220 25V26H221ZM228 25V26H229ZM164 26V25H163ZM166 26V25H165ZM202 26H204V25H202ZM206 26V27H207ZM212 26V25H211ZM225 26V25H224ZM238 26H242V27H238ZM194 27H195V25H194ZM194 27H193V29H194ZM196 28H198V27H196ZM199 28H201V32H199L200 30H199ZM199 28H198V30L199 31H197V32H199L200 34H198L196 31H195V34H198L199 36H200V38H201V34H203V36H206L207 34H206V32H205V34L204 33H202V32H204V30H202V27L201 26H199ZM204 28V27H203ZM212 28V27H211ZM227 28V27H226ZM239 28H241V30L243 31V32H241V33H239V31H237ZM205 29V28H204ZM209 29V28H208ZM218 29V28H217ZM97 30H99L98 28H97ZM207 30V29H206ZM210 30V29H209ZM208 30V31H209ZM214 30V29H213ZM212 30V31H213ZM220 30V29H219ZM219 30H217V31H219ZM95 31V30H94ZM211 31V32H212ZM215 31V30H214ZM254 31H257V32H254ZM78 32V31H77ZM77 32L75 33V31H74V35L75 34H77ZM99 32H100V30H99ZM99 32H96V34L97 33H99ZM95 33V32H94ZM208 33V32H207ZM213 33V32H212ZM79 34H80V31H79ZM210 34V33H209ZM70 35V34H69ZM93 35V34H92ZM191 35V34H190ZM198 35L196 36V39L198 38ZM71 36V35H70ZM211 36H213V34L212 35H210V37ZM67 37V36H66ZM95 37H97V36H95ZM188 37L190 38V40H193L192 38H191V36H186V38L188 39ZM213 37H215L214 39H216V35L215 36H213ZM227 37H229L228 39H227ZM70 38V37H69ZM72 38H74V37H72ZM171 38V37H170ZM185 38V39H186ZM194 38V37H193ZM205 38V37H204ZM204 38H202L201 40H204ZM207 38V37H206ZM165 39V38H164ZM168 39V38H167ZM174 39V38H173ZM173 39H170V40H173ZM111 40V39H110ZM161 40V39H160ZM166 40V39H165ZM169 40V39H168ZM175 40V39H174ZM184 40V39H183ZM199 39H197V40H193V41H198ZM210 40H213L212 38L210 39ZM228 40H229V42H228ZM112 41H114L115 42V40L113 39ZM150 41V40H149ZM152 41V40H151ZM208 40H206L205 42H207ZM261 41H263V43L261 42ZM55 42V41H54ZM92 42H94V40L92 41ZM97 42V41H96ZM114 42H112V43H114ZM146 42V45H143V43H142V46H144V48L145 47H148L147 46V40L145 41ZM153 42V41H152ZM158 42V41H157ZM180 42V41H179ZM192 42V41H191ZM190 41H187L186 40V42H180V43H182L181 45L182 46H188V45H190V43H191ZM212 42H214V41H212ZM108 43V42H107ZM141 43V42H140ZM151 43V42H150ZM196 42H194L193 43V45L195 44ZM198 43H201V42H198ZM211 43V42H210ZM155 44H157V43H155ZM154 44V45H155ZM162 44V43H161ZM169 44H171V42L169 43ZM168 44V45H169ZM174 44H176L175 42H174ZM192 44V43H191ZM208 44V42L205 44V45H207ZM216 44H218L217 42L215 43V45ZM218 44V46H221L222 44L224 45V43H222L221 45H219ZM100 45V44H99ZM139 45V44H138ZM153 45V46H154ZM167 45V46H168ZM192 45V46H193ZM199 45V44H198ZM202 45V48H201V50L203 49V44H201ZM200 45V46H201ZM204 45V46H205ZM111 46H113V45H111ZM150 47L152 46V45H149ZM161 45H159V47H160ZM175 46V45H174ZM177 46V45H176ZM194 46H196V48H197V44H195ZM199 46V47H200ZM207 46H209V44L207 45ZM55 47V46H54ZM92 47H94V46H92ZM97 47V46H96ZM136 47V46H135ZM138 47V46H137ZM156 47V46H155ZM158 47V46H157ZM156 47V48H157ZM163 48H164V46H162ZM168 47H170V46H168ZM168 47L166 48V49H168ZM172 47H173V45H172ZM198 47V48H199ZM90 48V47H89ZM132 48V47H131ZM143 47H138L136 50H133V48H132V50L130 49V52L129 53H127L128 54V60L130 61V58L132 59V58H135V59H140L139 57V55H142L141 53L144 51H142L141 49H142ZM156 48H155V50H156ZM174 48H176V47H174ZM188 48H189V46H188ZM190 48H191V46H190ZM197 48V49H198ZM91 50V49H90ZM93 50V49H92ZM99 50V49H98ZM98 50H96V51H98ZM145 50H146V48H145ZM148 50V49H147ZM155 50H154V53H156L155 52ZM159 49H157V51H158ZM163 51V53L161 54V53H156V54H161L160 55V57H163L164 59L165 58H167L169 55H170V53H172V52H168L167 50L166 51H164V49H162ZM197 51H199V50H197ZM35 52V51H34ZM93 52V51H92ZM146 52V51H145ZM148 52V51H147ZM146 52V53H147ZM150 52V51H149ZM160 52H161V50H160ZM97 53V52H96ZM108 53V52H107ZM145 53V54H146ZM153 53V54H154ZM206 46L204 47V49L202 50V51H200V52H198L197 54L195 53L194 55L192 54V56H190V57H188V59L187 60H185V61H180L179 63H175V65H174V67H173V69H172V71H170V72H168V73H170V74H168V75H163V77L165 76V79L163 78L162 79V81H156L155 79H158V78H155V76H153V78L152 79H154L156 82H153V80L151 79V77L152 76H149L150 77V79L149 80H152V81H145L144 79L142 80L144 83H145V85L147 86L146 88H149L150 89V87L152 88V86L154 85V84H156L157 83V85L159 84V86L160 85H162V84H165V83H167L168 84V82H170L171 83V81L173 80L174 82H175V80H174V77H176L177 75H181V73L183 72V70H181L182 69V67H185V68H191L192 66L191 65H195L196 63L198 64V62H200L201 60H203V56L204 55H206ZM143 54H144V52H143ZM144 54V55H145ZM148 55V54H147ZM130 56V57H129ZM156 56V55H155ZM82 57V56H81ZM122 57V56H121ZM124 57V56H123ZM147 57V56H146ZM79 58V57H78ZM78 58H77V60H78ZM153 58V57H152ZM151 58V59H152ZM155 58H157V57H155ZM158 58H159V56H158ZM124 59H125V57H124ZM127 59V58H126ZM150 59V58H149ZM150 59V60H151ZM163 59V60H164ZM179 59H181V58H179ZM73 60H74V58H73ZM80 60V59H79ZM78 60V61H79ZM105 60H107V59H105ZM145 60V59H144ZM149 60V61H150ZM154 60V59H153ZM152 60V61H153ZM163 60H162V62H163ZM181 60H183V58L181 59ZM238 60V59H237ZM81 61V60H80ZM125 61V60H124ZM123 61V62H124ZM140 61V60H139ZM146 61V60H145ZM161 61V58L159 59V62ZM212 61L210 62V64H209V67L207 66V68L208 69H210V71L208 72V75H206L205 76V71H208V70H205L204 72H203V70H201L202 71V75H203V73H204V77L203 76H201V77H203V78H207V76L209 77V79L207 80V82L209 81V80H211L212 79V77L214 76V75H216L214 72H216L215 71V69L216 68H218V71H219V66H217V64L216 65H212V67H211V63H212ZM71 62H73V61H71ZM77 62V61H76ZM128 62V61H127ZM131 62V61H130ZM144 62V61H143ZM148 62V61H147ZM215 62H213L214 64H215ZM258 62H260L261 64H259ZM81 63V62H80ZM104 62L102 61V64H103ZM161 63V62H160ZM160 63H158L157 65L158 66H160L161 67V65H163V64H161L160 65ZM212 63V64H213ZM221 62H219V65L221 66V64H220ZM223 63V62H222ZM227 63H225V67H227L228 68V65H227ZM78 64V63H77ZM82 64V63H81ZM105 64V63H104ZM232 64V63H231ZM83 66H84V64H82ZM233 65H234V63H233ZM233 65H232V67H233ZM242 65V64H241ZM68 66H70V65H68ZM67 66V67H68ZM72 66V65H71ZM78 66V65H77ZM85 66H86V64H85ZM97 66V65H96ZM100 66V65H99ZM98 66V67H99ZM103 67V69H101V67L100 68H98L97 70L98 71H96L97 73L100 71V69H101V71L97 74V75H94L95 77H93V78H95V82L93 83V82H91V81H88V80H83V79H81V82H80V77H79V79H78V81H79V85H78V89H79V91H86V89L88 88V86L90 85H92L93 86V84H98V85H105V84H107V86H108V84L109 85H113V83H114V81H113V83H112V81H111V79L112 80H114L113 78H116L117 77V79H118V77H119V79H121V78H123V79H136V77H138V74L140 73L138 70L140 69H137V68H135L134 69V67H132L131 68V66H130V68L126 65V66H124V64L122 65V63L120 62V64H118L117 63V65L115 64H112V65H110V64H105V65H102ZM217 66V67H216ZM231 65H229V67H230ZM53 67L54 66H52L51 68V70L49 69L46 73H41L43 76L44 75H51L52 73L54 74L55 72V70L53 69ZM64 67H66V66H64ZM74 67V66H73ZM79 67V66H78ZM127 67V68H126ZM160 67H159V70H157V71H161L160 70ZM198 67V66H197ZM211 67V68H210ZM216 67V68H215ZM232 67H230V68H232ZM235 67V66H234ZM70 68V67H69ZM79 68H81V66L79 67ZM85 68H87V67H85ZM149 68L150 69H152L150 66L147 68H145V70L147 69V71L149 70ZM156 68V67H155ZM193 68V67H192ZM239 68H240V66H239ZM67 69V68H66ZM65 69V70H66ZM74 69V68H73ZM72 69V70H73ZM162 69H164V68H162ZM234 68H232V69H228V70H225V72H224V69H223V72H224V74H227V77H228V75L230 76V74L232 73V72H234L236 69H237V67L235 68V70H233ZM58 70V69H57ZM68 70V69H67ZM78 70H80V69H76V71H78ZM94 70H96V68L94 69ZM143 70V69H142ZM153 70V74H154V71H156V70H154V68L152 69ZM152 70H149L150 72L152 71ZM189 70V69H188ZM192 70V69H191ZM190 70V71H191ZM195 69H193L192 70V72L194 71ZM232 72H231V71ZM75 71V72H76ZM82 71V70H81ZM164 70H162V72H163ZM166 71V70H165ZM198 71H200V70H198ZM197 71V73H198V75H199V72ZM231 73H230V72ZM240 71V70H239ZM65 71H63V73H64ZM69 72V71H68ZM71 72V71H70ZM73 72V71H72ZM79 72V71H78ZM94 72V71H93ZM195 72V74L197 75V73H196V71H194ZM62 73V74H63ZM77 73V72H76ZM144 72L142 71L141 72V74H143ZM160 73V72H159ZM185 73V72H184ZM189 73V72H188ZM191 73V72H190ZM216 73H218V72H216ZM56 74H57V72H56ZM67 74V73H66ZM78 74V73H77ZM81 74V73H80ZM79 74V75H80ZM85 74V73H84ZM83 74V75H84ZM147 74V73H146ZM148 74H150V75H152V72L151 73H148ZM165 74V73H164ZM186 74V73H185ZM185 74H184V76H185ZM194 74V73H193ZM194 74V75H195ZM221 74H223V73H221ZM68 75H70V74H68ZM78 75V76H79ZM83 75H81V78H83ZM183 75V74H182ZM187 75V74H186ZM193 75V77H190L191 78V80H192V84H193V80H194V78H195V76ZM197 75V76H198ZM235 75V74H234ZM65 76V78L67 79L68 78V80H67V83L66 84H64V86L62 85V87L64 88V87H68L67 85H69V84H71V81L74 79V78H70V76L69 77H66V75H64ZM75 76V75H74ZM141 76V75H140ZM184 76H180L181 78H183ZM192 76V75H191ZM200 76V75H199ZM198 76V77H199ZM222 77H225V76H223V75H221ZM85 78L87 77V75H85L84 76ZM142 77V76H141ZM148 77V75H146V78ZM148 77V78H149ZM158 77V76H157ZM179 77V76H178ZM177 77V79H176V83H178V78ZM231 77V76H230ZM230 77H228L229 79H231ZM235 77V76H234ZM237 77H235V79L234 80H236V82H237ZM109 78H111V79H109ZM143 78H145L144 77V75H143ZM147 78V79H148ZM159 78H161V77H159ZM193 78V79H192ZM197 78V77H196ZM200 78V77H199ZM202 78V79H203ZM214 78V77H213ZM228 78H226L225 77V79H227L228 80ZM233 78V77H232ZM239 78V77H238ZM251 78H253L252 80H251ZM202 79H201V81H202ZM245 79V80H246ZM259 79H261V78H259ZM264 79V78H263ZM109 80H110V82H109ZM161 80V79H160ZM180 81H182L181 79H179ZM199 80V79H198ZM226 80V81H227ZM241 80V79H240ZM244 80V81H245ZM66 81V80H65ZM172 81V82H173ZM195 81H197L196 79H195ZM194 81V83H195V85H196V83H199L200 81H197V82H195ZM203 81H206V80H203ZM225 81V82H226ZM233 81V80H232ZM75 82H76V80H75ZM74 82V83H75ZM186 82H188V81H186ZM185 82V83H186ZM189 82H190V80H189ZM188 82V83H189ZM224 82V83H225ZM231 82V80L228 82L227 81V83H228V85L229 84H232V82ZM235 82V81H234ZM235 82V83H236ZM238 82H239V80H238ZM262 81H260V83H261ZM14 83V82H13ZM13 83H11L10 85H9V87L7 88V87H5L4 88V91L2 92L1 91V93H0V99L2 100V98H4V97H6L7 95L9 96V94H11L12 93V91H15V90H18V89H20V88H22V87H24L22 84H20V82H15L16 84H13ZM73 83V82H72ZM73 83V84H74ZM77 83V82H76ZM111 83V84H110ZM123 83V82H122ZM144 83H143V85H144ZM181 83V82H180ZM180 83H178V84H180ZM183 83H184V80H183ZM201 84H202V82H200ZM204 83V82H203ZM223 83V82H222ZM221 83V84H222ZM240 83H242V82H240ZM246 82H244V84H245ZM249 83V82H248ZM258 83V82H257ZM260 83L259 84H256V82H255V84H254V82L252 83V86L250 87L249 85L250 84H245L244 86L242 85L241 87L239 86L240 84H238V86L241 88L240 90H243V92L245 93L246 91V88H243V87H246V85L247 86H249L250 87V92H252L251 94H255L256 92H259L261 89H262V86L261 85H263V83L260 85ZM13 84V85H12ZM121 84V83H120ZM119 84V85H120ZM123 84H126V83H123ZM192 84H190L191 86H193ZM205 84H207V83H205ZM75 85V84H74ZM116 85H118V84H116L115 83V86ZM140 85V84H139ZM157 85H155L156 87V89L158 90V87L159 86H157ZM166 85V84H165ZM164 85V86H165ZM172 85V84H171ZM184 85H186V84H184ZM194 85V86H195ZM198 86H199V84H197ZM220 85V84H219ZM217 86L216 88H218V89H214V91L212 90V92L210 91V90H204V92L206 91L207 93V95H205V94H203L202 92V94L203 95H205V97L207 98V99H211V100H213V101H215V100H217L219 97H220V95L224 92V90L225 91H227L228 93H229V98H231L230 97V92L229 91H231V90H233L234 92H231V95H232V93H233V95H232V98H233V96L234 95H238V93L237 94H234L235 93V90H239V87L238 88H236L235 90L234 89H231V88H233V87H229L228 89H227V87H225V85L224 84H222V86ZM227 85V84H226ZM237 85V84H236ZM89 86V87H90ZM126 85H124V87H125ZM163 86V85H162ZM162 86H160L159 88H162V89H166L164 86V88L162 87ZM167 86V85H166ZM175 86V87H174ZM179 86V85H177V84H175V85H173L172 87H173V89L172 90H174V88L175 89H177V87ZM180 86H182V84H180ZM190 86V87H191ZM193 86V87H194ZM231 86V85H230ZM232 86H234L233 84H232ZM76 87V86H75ZM121 87H123L122 85H120V88ZM143 87H145V86H143ZM142 87V88H143ZM154 87V86H153ZM184 86H182V88H183ZM190 87H189V89H190ZM197 87V86H196ZM225 87V88H224ZM249 87L247 88L248 90H247V93H245L246 94V97L247 96H250V95H247L248 94V92H249ZM25 88V87H24ZM142 88H141V90H142ZM145 88V89H146ZM153 89L152 88V90L153 91H155L156 89ZM169 88V87H168ZM179 89H180V87H178ZM186 88H187V86H186ZM186 88H185V91H187L186 90ZM243 88V89H242ZM264 88V87H263ZM29 89V88H28ZM39 89L40 88H38V87H33V89H32V91L34 92V93H40L39 92ZM66 89V88H65ZM89 89V88H88ZM122 89H125V88H122ZM145 89H143V90H145ZM162 89H161V93H157V90L155 91L157 94H158V98L161 96V97H163V96H165L164 94V92H167V94H168V90H163L164 92V94L162 93ZM170 89V90H171ZM188 89V88H187ZM194 90V88H192L191 87V91H193ZM63 90V89H62ZM142 90V91H143ZM181 90V89H180ZM188 91V93L189 92H191V91ZM196 90V89H195ZM238 90H237V92H238ZM239 90V91H240ZM64 91V90H63ZM122 90L121 89H119V95L121 96L123 93L121 92ZM141 91V92H142ZM147 89H146V91H144V93H139V94H135L136 96V98L138 97H141V94L143 95V94H145V92H146V94H145V96L147 97V95L148 94H150L149 92H150V90H149V92H148V94H147ZM160 91V89L158 90V92ZM175 91V90H174ZM177 91H179V90H177ZM210 91V92H209ZM262 91V90H261ZM263 91H264V89H263ZM11 92V93H10ZM139 92H140V89H139ZM154 92V93H155ZM170 92H171V94H172V92L173 91H169V94H170ZM184 93V88H183V91H180V95L179 96H181L182 97V94ZM195 92V91H194ZM209 92V93H208ZM242 92V91H241ZM249 92V93H250ZM138 93V92H137ZM155 93V94H156ZM174 93H176V92H174ZM182 93V94H181ZM186 93V92H185ZM193 93V92H192ZM261 93V92H260ZM155 94H153V95H150L151 96V98H152V96L154 97L155 96ZM156 94V95H157ZM161 94H163V96L161 95ZM166 94V95H167ZM168 94V95H169ZM187 94V93H186ZM186 94H184L185 95V97L187 96ZM191 94V93H190ZM190 94H188V95H190ZM240 94H242V93H239V95ZM262 94V93H261ZM138 95V96H137ZM160 95V96H159ZM172 95H174L175 96V94H172ZM177 96H178V93L176 94ZM192 96H194L193 94H191ZM244 95V94H243ZM242 95V96H243ZM258 95H260L259 93H258ZM7 96V97H8ZM80 96V95H79ZM107 96H110V95H107ZM144 96V95H143ZM174 96H169V97H174ZM178 96V97H179ZM241 96V95H240ZM240 96H238V97H240ZM63 97V96H62ZM77 97V96H76ZM105 97V96H104ZM104 97H102V98H104ZM111 97V96H110ZM109 97V98H110ZM146 97H145V99H146ZM166 97H168V96H166ZM165 97V98H166ZM180 97V99L181 100H183L182 98ZM185 97H184V99H185ZM221 97H223V96H221ZM238 97H235V99L236 98H238ZM245 96L244 97H242V98H244L243 100L245 101L247 98H246ZM252 97V96H251ZM250 97V98H251ZM255 97H257V96H255ZM260 97V96H259ZM59 98V97H58ZM105 98H107V97H105ZM135 98V99H136ZM150 98V97H149ZM150 98V100H155V99H151ZM155 98V97H154ZM165 98H161L163 101H164V99ZM176 97H174V99H175ZM203 98V97H202ZM228 98V99H229ZM253 98V97H252ZM258 98V97H257ZM5 99V98H4ZM3 99V100H4ZM69 99V98H68ZM142 99H144L143 97L141 98V100ZM148 99V98H147ZM146 99V100H147ZM161 99H158V102H156V101H154V103L156 104V106L157 107H155L156 108V112H158L157 110H159L158 108H163L162 106H163V104L162 103H164ZM168 99H171V98H168ZM167 99V100H168ZM173 99V100H174ZM205 98H203V100H204ZM239 99V98H238ZM260 99V98H259ZM262 99V98H261ZM57 100V99H56ZM108 100V99H107ZM139 100H140V98H139ZM146 100H144V101H146ZM149 99L147 100V101H149L148 103H152L153 101H150ZM156 100H157V97H156ZM177 100V101H176ZM176 100H174V101H176V103L178 104V101H179V99L177 98ZM202 100V99H201ZM206 100V99H205ZM233 100V99H232ZM248 100H249V97H248ZM245 101L244 102V104L246 103V102H250V101ZM253 100V99H252ZM28 101V100H27ZM57 101H59V99L57 100ZM56 101V102H57ZM63 101V100H62ZM79 102H78V104H80V102H81V104H82V101L81 100H78ZM147 101H146V104H147V106H148V103H147ZM171 101V100H170ZM174 101H173V103H174ZM212 101V102H213ZM236 102V104H235V107L233 106L234 105V103ZM238 101L239 100H233V102H232V104L233 105H231V103L229 104V108L227 107L225 110L226 111H224V113H218L217 111L216 112H213V111H211L212 113H209L208 114V116L206 115V117L207 118H205V119H201V120H199L197 117H196V119H195V116H196V114L194 115V119H193V116H192V120H199V121H194V122H192V130H191V133H190V136L188 137V138H185V139H182L181 138V134L180 133H175V134H171V135H173V136H171L170 138L165 134V136H167V138H169V139H164V138H162L163 140H165V141H161V144H158V145H160L159 146V149H158V153L156 152L155 154H156V156L154 157V159H152V157H147V160H151L150 162L149 161H146V163H147V165L145 166L144 164L143 165H141L140 163H142L143 162V160H142V162H140V163H138V158H137V156H135V158H137L136 159V161L137 162H135V161H131V163L132 164H134V166L133 165H131L132 167L130 168L129 166H127L128 164H124V167H125V165L127 166V167H125V168H123V171H119V173L117 172L118 171V169L120 170V168H117L115 165L116 164H119V162L117 163L116 162V160L117 159H114V161L116 162V164H114V169L112 170L111 168H110V171L112 170V173L111 174H115V171L114 170H116L117 169V175H119L118 177L115 175V176H113L112 178H111V180L109 179V181H107V182H103L104 183V185L101 183L102 182V177H103V173H105V172H103L102 173V171H101V173L99 174V175H97V177L99 178V176H100V178H101V181H100V179H96L95 178V176H93L94 178H93V180H94V182H90V184H88V183H85V184H87V185H85L84 187H78L80 184V182L82 181V182H89V180H88V178H84V179H82L83 178V176H84V173L82 172V170L80 171L81 173H78V174H73V176L75 175L76 177H78V181L76 180V177L74 178V177H72V179L71 180H73V179H75V180H73V181H75V183L76 184H74V185H76V187L77 188H75V186L74 187H72V188H70L72 185H71V183L72 182H68V185H66L67 187L68 186H70L69 188L71 189H66L65 187V185H64V188L67 190V191H65V192H58V189L60 188V187H55V188H57L54 192H52V193H50V194H52L53 196H50V197H52L51 199H49L48 201L46 200V201H44V199H46L47 197H41V198H39V199H41L42 201H38L37 203H34V202H30V203H33V205L32 204H30L31 206H29L28 208H26L25 207V209L23 208V211H21L20 210V213H17V214H15L13 217H8V218H4L3 220H1L0 221V237H4V236H6V234L7 233H11V231L12 230H16V232H20V231H22V230H24V229H26V227L28 228L29 226H31L32 227V225H34L33 223H23L21 220H22V218H24L25 216H28V215H30V214H33V213H39L40 211H44V213H46V215L48 214L49 215V212H56L57 213V211H58V213H61V210L60 209H62V207L64 206V204L67 202V201H70V202H74L73 203V205L76 203L77 205H81V203L83 202L82 200L84 199V200H86L85 199V196L83 197V194H87V195H89V198H87V200L85 201L86 203H84L83 205H81L80 206V208L79 209H77V210H72V212H75V211H77L78 212V214H80L81 215V213H83V211H85L86 209H90L91 207H93V202L94 203H99V202H101L102 203V201H103V197L105 196V198L107 199L108 197H109V195H110V193H111V195H113V192H112V190H116V192H115V194L116 193H119V196H118V194H116L117 195V199L116 200H125V199H129V197L128 196H132V197H130L131 199L133 198V197H135L134 196V194H135V192L137 193V192H139V191H143V190H145V192L148 190L147 188H149L150 190H151V185L149 184V182L150 181H152V179L154 178V176H155V180L153 181V183L155 182V181H158V182H160V183H163V181H162V178L164 179V178H166V177H168V178H166V180L167 181H169L168 183H164V184H162V189H161V191H160V189H159V193L158 194H155L154 196V198H153V196H152V198L150 197L149 199L147 198L146 200L144 199V202H143V204H142V209H140V208H135L136 210H134L133 209V211H134V213L132 212V211H128V212H130L129 214L131 215V213L132 214H137V213H139L140 215H142V216H144V219L141 221V220H139L138 221V219H139V217H138V214H137V217H138V219H137V217H135V216H131L132 217V220H133V222H130L129 223V221L130 220H128L127 222H125L126 224L124 225L125 226V228H123V230L121 229V227H120V229L122 230L121 232H119V234H120V236L121 237H119L117 234V236L115 235V233H114V235L113 234H111V235H113L112 236V242L111 243H106L105 245H103L102 244V242H101V244H100V247L98 246L97 247V249H96V247L95 246H93V245H95V244H93L92 246L93 247H95L94 248V250H92V252H94L93 254H90L89 255V259L87 260L86 258V260H84V259H79V257H78V261H75L74 259L71 261H69L68 262V260H67V257H63V256H65V252H70L71 254L73 253V247L71 246H66L65 247V243H66V241H67V239L69 240V238H76V241H77V239L79 238V237H83L84 238V236L85 235H83V236H81L82 235V233L83 232H85L86 230H87V232L89 231V230H95V227H99L100 226V222L101 221H99L100 219H103L104 218V216H103V218H99V219H97V218H95V219H93L94 217H95V215H97V212L95 213V212H93V213H95V215H92V217L93 218H90V222H93V223H90L88 220H87V222H86V220L83 218L84 217V215L82 216V218H83V220H85V223H78L76 220V222L75 223H70V226H72V230L69 228V226H68V224H69V221H67L66 219H64V221L66 222H64V223H52V224H48V223H45V224H48L47 225V227H49L50 229H48L47 227V229H48V231L50 232V230H51V228H53L54 229V231H55V228L57 229L58 227H56V226H61L60 228H62V232H61V234H60V231H58L57 233H58V235L57 234H55V236L53 237H51V240H53V241H51V240H48V238L50 237V236H46L44 233H46V228H45V231H43V232H41L42 230H43V228H42V230H39V233H41L43 236H41V235H39V233H38V235L37 236H35V237H32V239L30 240V241H32V244L30 243L29 245H33V243H34V245L35 244H41V245H39L38 246V248H36L35 247V252H33L34 254H32L31 252L33 251L32 249V251H30V253H28L27 252V248L28 249H30V247H25L24 249H25V251L28 253H26V254H24L25 253V251L24 252H21L22 251V248H21V251H19V252H21V253H18V254H14V255H11V254H6V253H0V263L1 264H3V263H8V264H26V263H28L31 259H34L35 258V256L37 257V258H39L38 256L39 255H41L42 256V253H43V250L45 249V248H52L51 249V252L52 253H55L57 250L58 251H61V250H63V251H65L64 253H62V252H60L59 254H61L62 253V257L60 256V255H58V256H53V257H59V258H55L53 261H52V256L50 257H48V258H51V262H53L52 264H102V263H104L105 262V260L107 259V258H109V260L107 261V262H105L106 264H227L228 262H230V263H228V264H249V262L251 263L252 262V259L254 260V262H255V258H256V263H257V261L258 262H261V260H263V256H258V257H254L253 255H254V253L255 252H257V251H261V252H264V249L262 248V249H260V250H250V251H246L245 249H242V248H236V246H234V245H232V244H230V245H227V246H225L224 248H222V249H219V250H217L213 255H211V256H207V253H206V249L205 248H199V249H190V248H187V247H179L178 246V244H180L181 243V241L180 240H182V238H183V240H184V238L186 237H189V239H187L188 241V244L189 243H191L192 245H193V243L195 244L196 242H200L201 244H203V245H207V244H210V242H212V241H214L216 238H221V237H227V236H229V234L232 232V229L230 228V227H221V228H215V229H212L209 233H207V234H205L202 230H203V228H205V225H207L208 223L206 222V223H202V225L201 226H203V228L200 226V223H199V225H198V227L200 226L201 228H196V226H195V228L196 229H190V228H192V226L191 225H193L194 223H189V222H187V223H185V225H182L183 226V228H180V229H177V230H173V232H171V230H170V228L171 227H175V222H177L176 220H174V222H173V219H174V217L175 216H172V218L173 219H166V220H170V222H166V220L162 217V220H165V221H163L164 223H157L158 221V217H160L159 215H160V211H159V215H158V213H155V212H157L158 210H157V208H154V210H157V211H153L152 209H151V211L153 212H149V209L150 208H153V205H158L159 204V206H160V204H161V209H166V207L168 206L169 207V205H170V203L173 205V204H175V203H173V202H176L177 203V199H178V194L180 193V191L181 190H183V188L184 187H186V185L187 184H199L200 182H201V179H200V176L203 174V173H205V172H207L208 170H210V169H215V168H220V167H225V166H231L232 164H230V162H231V159H233V158H237V157H239V158H241V157H245L246 158V156L248 157V155L254 150V147L256 146V147H258V146H260L261 145V141H260V137H259V135L261 136V140L263 139L264 140V102H262V101H264V99H262V101H260V102H257V100L255 101V102H257V103H254V101H251L250 102V104L253 102L254 104H245V105H247L246 106V108L243 110V112L242 113H240L239 111H241V110H238L237 108L239 107L240 108V106H238V105H240V104H238ZM60 102V101H59ZM99 101H97V103H98ZM135 102H138V100L137 101H135ZM142 102L143 101H141V103L140 104H142ZM203 102V101H202ZM229 102H231V101H229ZM67 103V102H66ZM69 103V102H68ZM67 103V104H68ZM154 103H152L153 104V106H155L154 105ZM165 103H168V102H166L165 101ZM171 103H172V101H171ZM181 103H182V101H181ZM198 103V102H197ZM197 103L195 102V105H197ZM239 103H242V102H240L239 101ZM20 104H22V105H20ZM19 105H20V107L21 106H23V103H20ZM25 104V103H24ZM60 104H61V102H60ZM102 105L104 104V103H101ZM133 104H135V103H133ZM140 104H138L140 107L143 105V104H145V103H143L142 105H140ZM152 104H151V106H152ZM162 104V105H161ZM198 104H200V103H198ZM228 104V103H227ZM238 104V105H237ZM243 104V103H242ZM56 105V104H55ZM98 105H100L99 103H98ZM98 105H96V106H98ZM122 105V104H121ZM168 105V104H167ZM167 105H165L164 104V106H167ZM173 105V104H172ZM201 105V104H200ZM200 105H197L198 106V109H199V107H200ZM237 105V106H236ZM53 106V105H52ZM94 106V105H93ZM120 106V105H119ZM138 106V107H139ZM145 105H143V107H144ZM150 106V105H149ZM152 106V107H153ZM161 106V107H160ZM169 106H171V105H169ZM169 106H167V107H169ZM19 107V108H20ZM40 107V106H39ZM38 107V108H39ZM56 107V106H55ZM92 107V106H91ZM142 107V108H143ZM195 107V106H194ZM202 107V106H201ZM200 107V108H201ZM237 107V108H236ZM98 108V107H97ZM116 108V107H115ZM117 108H120V107H117ZM116 108V109H117ZM125 108V106H123V108L121 107L120 108V110L118 111V113L119 112H123V111H121V109H124ZM126 108H128V107H126ZM146 108H151V107H146ZM146 108H144V111H145V109ZM154 108V109H155ZM164 108H166V107H164ZM37 109V108H36ZM95 109V108H94ZM154 109H153V111H154ZM197 109V108H196ZM197 109V110H198ZM34 111H35V109H33ZM56 110V109H55ZM129 110V109H128ZM127 110V111H128ZM166 110H168V109H166ZM175 110V111H174ZM177 110L178 109H173L172 110V112H176V113H178V112H181V111H179L178 110V112H177ZM39 111V109L37 110V112ZM117 110H115V112H116ZM140 111H142L141 109H140ZM140 111L138 110V112H139V114H141V115H143V113H140ZM152 111V109H151V112H153ZM161 111V110H160ZM37 112L35 111V115L37 114ZM40 112V111H39ZM38 112V113H39ZM54 112V111H53ZM53 112H51L50 114H52ZM56 112V111H55ZM126 112V111H125ZM131 112V111H130ZM138 112L136 111L135 113H136V115L135 116H137V115H139L138 114ZM147 112H149V111H147ZM155 112V114H157ZM163 112V110L161 111V114H163L162 113ZM184 112H185V110H184ZM42 113V112H41ZM40 113V114H41ZM121 113H119L118 115H120ZM146 112H144V114H145ZM183 113V112H182ZM4 114L6 115V113H3V112H1L0 111V118H2L3 116H4ZM33 112H32V115L31 116H33ZM56 114V113H55ZM117 113H115V115H116ZM131 114L132 113H128V115H127V112H126V116H131ZM146 114H148V113H146ZM149 114H151L150 115V117L152 118L153 116V119L156 117V115L154 114V112H153V114L152 113H150L149 112ZM148 114V115H149ZM168 113L167 112H165V114H163V115H167ZM169 114H172V113H169ZM179 114V113H178ZM117 115V116H118ZM141 115H139V116H141ZM147 115V118L149 117ZM163 115H162V117H161V119L163 118ZM182 114H179V120H181L182 119V117H181V119H180V116H181ZM184 115V114H183ZM37 116V115H36ZM35 116V117H36ZM50 116V115H49ZM48 116V117H49ZM95 116V115H94ZM116 116V118H118ZM122 116V115H121ZM123 116H124V112H123ZM122 116V117H123ZM139 116H137L136 117V119L139 117ZM144 116V115H143ZM143 116L141 117V119L143 118ZM159 116V115H158ZM161 116V115H160ZM159 116V117H160ZM170 115H168V117L166 116V117H164L163 119H164V121H165V123L167 124L168 123V121L171 119V118H173L174 119V117H176V119L178 118L177 117V114H176V116L175 115H172L173 117H169ZM185 116V115H184ZM19 117V116H18ZM23 117V116H22ZM55 117V116H54ZM86 117V116H85ZM84 117V118H85ZM99 117H101V116H99ZM121 117V118H122ZM125 117V116H124ZM146 117V116H145ZM149 117V118H150ZM200 117H203L202 115L200 116ZM24 118V117H23ZM46 118V117H45ZM97 118H98V116H97ZM97 118H95L96 120H97ZM102 118V117H101ZM110 118V117H109ZM116 118H114V119H116ZM129 118V117H128ZM128 118H126V119H128ZM148 118V119H149ZM151 118H150V120H151ZM157 118V117H156ZM170 118V119H169ZM184 119H186V117H183ZM78 119V121L81 119V118H77ZM91 119V118H90ZM103 119V118H102ZM120 119V118H119ZM131 119V118H130ZM132 119H133V116H132ZM148 119H146L147 121H148ZM162 119V120H163ZM173 119H171V121H173ZM184 119H182L181 121H176V124H178V122H186V123H188V121H189V119L187 118L186 119V121L184 120ZM20 120H21V118H20ZM23 120V119H22ZM43 120V119H42ZM46 120H48V119H46ZM84 120H86V119H84ZM83 120V121H84ZM96 120H93V122H92V120H91V122L92 123H94V121H96ZM98 120H101V119H98ZM97 120V121H98ZM138 120L139 121H141L140 120V118H138ZM143 120V119H142ZM145 120V121H146ZM178 120V119H177ZM188 120V121H187ZM19 121V120H18ZM44 121V120H43ZM50 121V120H49ZM72 121V120H71ZM71 121H67V122H71ZM75 121V120H74ZM77 121V122H78ZM81 121H82V119H81ZM88 121H89V118H88ZM87 120H86V122H88ZM101 121H103V120H101ZM101 121L99 122V124L101 123ZM137 121V120H136ZM135 121V122H136ZM153 121V120H152ZM170 121V122H171ZM51 122V121H50ZM65 123V124H62V125H66V124H68V123ZM77 122L75 121L74 123L76 124V125H78L79 124V126H80V123H82L83 125H81V130H82V126H86V125H88L89 123V125H92V123L91 122H88V124H86V125H84V123H86L85 121L84 122H78V124H77ZM104 123H106L105 121H103ZM103 122H102V124L101 125H105V124H103ZM109 122H110V120H109ZM143 123H144V121H142ZM169 122V123H170ZM238 122V129H236V131L239 133V135H245V134H247V135H245L244 137H246L247 138V136H248V133H250L249 135H251V137H250V139L251 140H248V141H246V139L244 138V142L242 141V137L240 138L239 137V135L237 136V137H235V136H233L234 135V132H232V128H231V126H234L235 125V123H237ZM49 123V122H48ZM73 123V122H72ZM108 123V122H107ZM106 123V124H107ZM141 123V122H140ZM173 123L175 124V122L173 121ZM180 123L178 124L179 126H180ZM189 123H191V121L189 122ZM40 124V123H39ZM70 124V126L71 127H69L68 125ZM68 125H66L67 126V128H66V126H65V128L68 130V127H69V129L70 128H72V124L71 123H69ZM109 124V123H108ZM107 124V125H108ZM146 124H148V122H146ZM165 124V125H166ZM182 124H184V123H182ZM62 125H60V126H62ZM89 125L87 126L88 128H89ZM101 125H99L100 127H101ZM110 125V124H109ZM186 125V124H185ZM64 126H62L63 128H64ZM78 126V127H79ZM181 126H183V125H181ZM73 127H74V125H73ZM76 127V126H75ZM83 127V131H87L86 129H88V128H84ZM109 127V126H108ZM214 127H218L219 129H214ZM58 128V127H57ZM90 128H91V126H90ZM102 128V127H101ZM221 128V129H220ZM32 129V131H33V133H34V131L35 130H33L34 128H31ZM60 129V128H59ZM58 129V130H59ZM75 129V128H74ZM92 129V128H91ZM105 129V128H104ZM104 129H100V132H104ZM214 129V130H213ZM232 129V130H231ZM61 130V132L63 131L62 130V128L60 129ZM96 130V129H95ZM106 130V129H105ZM113 130H114V128H113ZM113 130H111L112 131V133H114L113 134V137H116V140H119V139H121L122 137H124V135H120L121 136V138L119 137V138H117V136H115L116 134H115V131L113 132ZM9 131V130H8ZM13 132V134H14V130H12ZM20 131V130H19ZM18 131V132H19ZM28 131V130H27ZM92 131H94L93 129H92ZM99 131V130H98ZM98 131H96V132H98ZM111 131H109V133L111 132ZM151 131V130H150ZM150 131H148L149 133H147L148 134V136L146 137V138H149L150 137V139L152 140V137L157 133L156 131H157V129H154V130H152L151 132ZM16 132V135H20L21 133H17V131H15ZM25 132V131H24ZM23 132V133H24ZM30 132V129H29V131L28 132H26V135H28V133ZM37 132V131H36ZM60 132V131H59ZM64 132V131H63ZM63 132L61 133L62 135H64L65 136V134H63ZM95 132V131H94ZM95 132V133H96ZM100 132H98V135L99 134H101ZM119 132V131H118ZM117 132V133H118ZM11 133V132H10ZM32 133V132H31ZM30 133V134H31ZM90 133H92L93 134V132H90ZM163 133V132H162ZM165 133V132H164ZM197 133H202V135L203 134H205L203 137H199V138H194V136H195V134H197ZM263 133V134H262ZM29 134V135H30ZM77 134V133H76ZM104 134V133H103ZM145 134V133H144ZM158 134V133H157ZM156 134V135H157ZM262 134V135H261ZM51 135H53L54 136V134H51ZM57 136L59 135L58 134V131H57V134H56ZM61 135V136H62ZM98 135H94L95 137H98ZM146 135V134H145ZM160 135H162V134H160ZM242 135V136H243ZM52 136V137H53ZM60 136V137H61ZM89 136H90V134H89ZM87 136L86 137V139H91V137L92 136ZM93 136V138H95ZM263 136V137H262ZM55 137L56 136H54V139L53 140H56L58 137H56V139H55ZM63 137V136H62ZM144 137V136H143ZM241 139V140H239V138ZM1 138V137H0ZM14 138V137H13ZM112 138V137H111ZM130 138V137H129ZM134 138V137H133ZM238 138V139H237ZM17 139V138H16ZM161 139V138H160ZM60 140V139H59ZM135 140L136 139H134L133 141H132V139H131V141L130 142H135ZM141 141H143L142 139H140ZM139 140V141H140ZM239 140V141H238ZM83 140H81V142H82ZM112 141H115V140H113L112 139ZM112 141H110L111 142V144H113V142ZM128 141V140H127ZM128 141V144H130V142ZM137 141V140H136ZM235 141H236V143H235ZM238 141V142H237ZM90 142V141H89ZM110 142L108 143V145L110 144ZM147 142H148V140H147ZM146 142V140H145V143H147ZM151 142V141H150ZM150 142H148V143H150ZM153 142V144L151 145V146H153V145H156L157 146V143H156V141H155V143H154V141H152ZM233 142H234V144H233ZM83 143V142H82ZM116 143H117V146H119L121 143H119V142H117L116 141ZM119 143V144H118ZM132 143L130 144V145H132ZM141 144H144V143H142V142H140ZM159 143H160V141H159ZM75 144V143H74ZM73 144V145H74ZM77 144V143H76ZM115 144V143H114ZM138 144V143H137ZM234 146H233V145ZM140 145V144H139ZM139 145H136V146H139ZM145 145V144H144ZM144 145H141L142 146V150H141V152H139L138 154H143L142 153V151H147L146 149H144L145 147H144ZM76 146V145H75ZM75 146H73V147H75ZM86 146V145H85ZM114 145H111V147H113ZM122 146V145H121ZM135 146V145H134ZM133 146V147H134ZM147 147L146 148H149L150 146L149 145H146ZM264 146V145H263ZM6 147V146H5ZM132 147V148H133ZM144 147V148H143ZM154 147V146H153ZM78 149V151H79V149H80V147L78 148V146H76L74 149L72 148V150H74V151H76L77 149ZM82 148V147H81ZM105 148H106V146H105ZM109 147L107 146V149H108ZM118 148V147H117ZM117 148H116V144H115V149L117 150ZM119 148H121V147H119ZM136 148V147H135ZM137 148H139V147H137ZM158 148V147H157ZM157 148H156V150H157ZM71 149V148H70ZM76 149V150H75ZM107 149H105V150H107ZM122 149H124V151H125V148H122ZM153 149V148H152ZM152 149L150 148L149 149V151L148 152H150V150L152 151ZM71 150V151H72ZM102 150V149H101ZM119 150V149H118ZM255 150H256V148H255ZM78 151H76V152H78ZM91 151H92V149H91ZM96 151V150H95ZM94 151V152H95ZM123 151V152H124ZM139 151V150H138ZM154 151V150H153ZM153 151H152V154H154L153 153ZM64 153H62V154H65V155H69V154H66L67 153V151L65 152V150L63 151ZM75 152V153H76ZM82 152V151H81ZM84 152H86V153H88V155H89V153H91L90 152V149L88 150V151H85L84 150ZM84 152L82 153V155L84 154ZM93 152V151H92ZM93 152V153H94ZM111 152V151H110ZM116 153V152H118V151H115L114 150V148H113V153ZM120 152V151H119ZM119 152H118V154H119ZM121 153V154H124V153ZM68 153H69V151H68ZM73 154V155H75V156H77V154ZM101 153H103V152H101ZM106 153V152H105ZM112 153V152H111ZM113 153H112V156H107V159L108 158H111L112 159V161L111 162H114L113 161V157L115 156V154L113 155ZM127 153V152H126ZM186 153H188V154H186ZM191 153V154H190ZM197 153L198 154H201V156H200V160L198 161V163L194 166V171H193V174H190L191 176H189V175H187L186 173L188 172L187 170H186V168L189 166L190 167V164H191V161H192V159L197 155ZM61 154V155H62ZM71 154H72V152H71ZM95 154V153H94ZM94 154H92V155H94ZM107 154H108V152H107ZM118 154H116V156L118 155ZM141 154L139 155V156H141ZM146 154H147V152H146ZM145 154V155H146ZM152 154H149L150 156H152ZM154 154V155H155ZM79 155V154H78ZM86 156H87V154H85ZM91 155V154H90ZM100 156H102V157H104L103 155H101V154H99ZM125 155V154H124ZM63 156V155H62ZM75 156H74V158H75ZM96 157H97V155H95ZM95 156H93V157H95ZM120 156V155H119ZM118 156V157H119ZM138 156V157H139ZM144 158L146 157V156H144V155H142ZM141 156V157H142ZM148 156V155H147ZM58 157V156H57ZM57 157H55V158H57ZM65 157H67V156H65ZM71 157V156H70ZM99 157V156H98ZM97 157V159L96 160H99V161H94V160H89L90 161V163H89V165H91V166H93V167H95V168H99L100 166L102 167L103 166V164L104 163H107V164H109L108 162H106L107 161V159H105V160H103L104 158H102L101 160H100V158H98ZM120 157H122V156H120ZM119 157V158H120ZM140 157V158H141ZM169 157H173V162H172V158H169ZM175 157V158H174ZM259 157V158H258ZM54 157L52 158V159H50V161H49V163H47V164H49V168H46V170L47 171H49V170H51L50 169V167H52L53 165H55L56 163H57V161H56V159H55ZM59 158V160L61 159L60 157H58ZM105 158H106V156H105ZM115 158H117V157H115ZM135 158H133L134 160H135ZM143 158V159H144ZM151 158V159H150ZM167 158H169V160L171 159V164L170 165H168L169 163V160H168V164H167V166H166V164H164V162L165 161H167V160H165V159H167ZM238 158V159H239ZM257 158L258 159H260L261 160V158H264V152H261L260 153V155L259 156H257ZM76 159V158H75ZM74 159V160H75ZM132 159V160H133ZM58 160V159H57ZM119 160H121V159H119ZM118 160V161H119ZM141 160V159H140ZM165 160V161H164ZM176 160H178V161H176ZM76 161V160H75ZM94 161V162H93ZM122 161V160H121ZM120 161V162H121ZM263 161V160H262ZM260 162V165L262 166V164H264L263 162ZM48 162V161H47ZM78 162H79V160H78ZM80 162H82V160H80ZM110 162V161H109ZM123 162V161H122ZM121 162V163H122ZM136 164H135V163ZM258 162H259V160H258ZM257 162V164H259ZM77 163V162H76ZM84 163H86V162H84ZM83 163V164H84ZM121 163H120V165H121ZM144 163V162H143ZM82 164V166H80V168H82L83 169V171H84V169L86 170V168H84V167H87L88 166V164H87V166H86V164H84L83 165ZM13 165H14V163H13ZM79 165H81V164H79ZM106 165V164H105ZM104 165V166H105ZM164 165V166H163ZM260 165H258L259 166V168L261 167ZM78 166V164L76 165V167ZM109 167V166H108ZM116 167V168H115ZM121 167H123V166H121ZM263 167V166H262ZM71 168V167H70ZM79 168V167H78ZM106 168V167H105ZM126 168H128V169H126ZM264 168V167H263ZM72 169V168H71ZM71 169L70 170H68V169H66L65 171V174H67V172H69V174H70V172H71ZM100 169V168H99ZM125 169H126V171H125ZM188 169V168H187ZM253 169V171H254V168H252ZM257 169H258V167H257ZM72 170H75V171H79V169H72ZM87 170H88V168H87ZM86 170V171H87ZM92 170H94V169H92ZM101 170H102V168H101ZM105 170H108V169H105ZM187 172H186V171ZM96 171H98L99 172V170H94V172H96ZM114 171V172H113ZM89 172H92V171H89ZM108 172H109V170H108ZM158 173V174H155V173ZM185 172V173H184ZM248 172H249V170H247V171H245V173H240V175L237 177V181H242V179L244 178V176L245 175H247L248 174ZM72 173H74L73 171H72ZM88 173V172H87ZM64 174V173H63ZM86 174V173H85ZM92 174L94 175V173L92 172ZM110 174V173H109ZM109 174H105V176L107 177V175H109ZM68 175V174H67ZM77 175H79V176H77ZM101 175H102V177H101ZM156 175L158 176V177H156ZM62 176H64V175H62ZM69 176V175H68ZM70 176H72V174L70 175ZM81 176V177H80ZM87 176H89V178H91L90 177V173H88V175ZM112 176V175H111ZM169 176L171 177L172 176V178H170V180H168L169 179ZM86 177V176H85ZM110 177V176H109ZM108 177V178H109ZM114 177H116V178H114ZM38 178H40V177H38ZM59 178H60V176H59ZM59 178L58 177H56V179H58L57 180V182H60L59 181ZM63 178V180H66L67 178L70 180V177H66V175H65V179H64V177H62ZM104 178V177H103ZM108 178H107V180H108ZM145 178V179H144ZM1 179V178H0ZM3 179V178H2ZM33 179H35V180H31L32 182L29 184V185H27L26 186V190L22 193L23 194V197L25 198V194L28 192V190H30V189H35L37 186H39V184H40V186L42 185L41 183H40V180L41 179H39V181H38V179H37V177H35V178H33ZM37 179V180H36ZM55 179V178H54ZM53 179V180H54ZM61 179V178H60ZM68 179H67V181H68ZM80 179V180H79ZM82 179V180H81ZM92 179V178H91ZM90 179V180H91ZM140 181H142V182H144L146 179V181L148 182H144L146 185L145 186H147L148 184V186L147 187H141L138 183H142V182H138L139 180ZM144 179V180H143ZM63 180L61 181V183H60V185L62 184V182H63ZM149 180V181H148ZM165 180V179H164ZM226 180V178L225 177H220L219 179H217V181H222V182H224ZM43 181V180H42ZM67 181L65 182V183H67ZM92 181V180H91ZM167 181H165V182H167ZM217 181H215V182H217ZM56 182V181H55ZM77 182H79L78 184L79 185H77ZM158 182H156L157 184H158ZM144 183H142V184H144ZM46 184V183H45ZM48 184H49V182H48ZM47 184V185H48ZM54 184L56 185V183H54V181H53V183L51 184V182H50V184L48 185V188L51 190V191H53L54 190ZM58 184L59 183H57V186H58ZM70 184V185H69ZM120 184H121V187H120ZM155 184V183H154ZM13 185V184H12ZM11 185V186H12ZM44 185V184H43ZM61 186H63V185H61ZM52 187H53V189H52ZM100 187V190L98 191V193H100V195H98V193L97 194H95L94 195V190L96 189V188H99ZM158 187H161L160 186V184H159V186ZM63 187H61V189H62ZM74 188V189H73ZM47 189V188H46ZM59 190V191H64L65 189H62V190ZM97 190V189H96ZM51 191H47V192H51ZM57 191V192H56ZM22 194H21V196H22ZM47 194V193H46ZM93 194V196H91ZM109 194V195H108ZM25 195V196H24ZM49 195V194H48ZM80 195H82L81 196V198L83 197V199L81 200V198H80V200H81V203L80 202H78V199H79V197H80ZM108 195V196H107ZM110 195V196H111ZM115 195V196H116ZM167 195V196H166ZM181 196V195H180ZM40 197V196H39ZM87 197V196H86ZM100 197H102L101 199H102V201H99V202H97V199L98 198H100ZM168 197V199H167V201L169 200V204L166 202V200H164L165 198H167ZM21 198V197H20ZM26 198H28L27 196H26ZM49 198V197H48ZM111 197H109L108 199H110ZM115 198L116 197H114V195H113V197H112V200L114 199V201H116L115 200ZM213 198H216V197H213ZM36 199H38V198H36ZM101 199H99V200H101ZM130 199V201H132ZM140 199V198H139ZM187 199V198H186ZM190 199V198H189ZM76 202H75V201ZM111 200V199H110ZM179 200V199H178ZM193 200V199H192ZM208 200V199H207ZM35 201H37V200H35ZM62 201H66L64 204H62L63 202ZM105 201V203L103 202L102 204H104V206L103 205H101V204H99L100 205V207L101 206H103V207H105V208H103V207H101L102 208V210L101 209H99L100 211H104L105 212V210H107L108 208H109V212L108 213H110L111 214V211H110V207L112 206V204H110L109 203V200H107L108 201V203L111 205L110 207H106L105 206V204H107L108 205V203H106V200H104ZM125 201H128V200H125ZM124 201V202H125ZM191 201V200H190ZM194 201V200H193ZM193 201H192V203H193ZM70 202H68V203H70ZM111 202V201H110ZM117 202V201H116ZM116 202H114V204L116 203ZM123 202V201H122ZM184 202H186L185 200H184ZM80 203V204H79ZM111 203H113V202H111ZM128 202H126V203H124L125 205L127 204ZM165 205V203H167V206L165 205L164 206V208H162V206H163V204ZM191 203V204H192ZM71 204V203H70ZM69 204V205H70ZM122 205H123V203H121ZM120 204V205H121ZM184 204V203H183ZM196 204V203H195ZM201 204V203H200ZM63 205V206H62ZM67 204H65V206H66ZM73 205H71V206H73ZM92 205V206H91ZM118 205V204H117ZM121 205V206H122ZM125 205H124V207L123 208H121V206H116V210L118 211V209H119V213H115V212H113V214L112 215H107V211L105 212L106 213V219L107 220H109V221H116V220H114V219H116L117 218V220L121 217V216H123V214H121L122 212H126L127 210H129V209H127V210H125L124 208H125ZM155 205V206H156ZM177 205H179V204H177ZM176 205V206H177ZM180 205H181V203H180ZM187 205V204H186ZM197 205V204H196ZM202 205V204H201ZM203 205H205L204 203H203ZM64 206V207H65ZM76 206V205H75ZM91 206V207H90ZM96 205L94 204V207H95ZM114 206V207H113ZM112 207H113V209H111V210H114V208H115V205H113ZM154 206V207H155ZM171 206V205H170ZM173 206H175V205H173ZM188 206V205H187ZM187 206H185L186 208H187ZM200 205H199V203H198V207H199ZM63 207V208H64ZM90 207V208H89ZM93 207V208H94ZM97 207V206H96ZM111 207V208H112ZM127 207V206H126ZM159 207V208H160ZM172 207V206H171ZM178 207V206H177ZM201 207V206H200ZM200 207L198 208V210L200 209ZM203 207V206H202ZM128 208V207H127ZM65 209V208H64ZM123 209L125 210V211H123ZM131 209V208H130ZM170 209V208H169ZM182 209H184V208H182ZM181 209V210H182ZM197 208H195V209H193V210H196ZM48 210H51V211H49L48 212ZM78 210H80V211H78ZM81 210H82V212H81ZM141 210V211H140ZM164 210H163V212H164ZM167 210V209H166ZM165 210V211H166ZM198 210H196V211H198ZM45 211H47V212H45ZM60 211V212H59ZM65 211V214H67L66 213V211L67 210H64ZM64 211H63V209H62V214L64 215ZM87 211V214H89L88 212L90 211V210H86ZM92 211V210H91ZM98 211V210H97ZM99 211V212H100ZM116 211V212H117ZM51 212V213H52ZM68 212V211H67ZM76 212V213H77ZM81 212V213H80ZM102 212H101V214H102ZM104 212H103V214H104ZM142 212V213H141ZM143 212H144V214H143ZM147 212H149V213H147ZM182 212V211H181ZM43 213V214H44ZM50 213V214H51ZM57 213V214H58ZM86 213V212H85ZM91 213V212H90ZM115 213V214H114ZM187 213H190V214H192V212H187ZM197 213V212H196ZM42 214V213H41ZM62 214H60V216H62L63 217V215ZM73 213H71V215H72ZM84 214V213H83ZM87 214H86V216H87ZM101 214H100V217H101ZM119 214H121L120 216H119ZM179 214V213H178ZM183 214H184V216L186 215L187 216V214H186V212L184 211L183 212ZM183 214L181 215V214H179V218H181V217H184L183 216ZM193 214H194V212H193ZM198 214V213H197ZM196 214V215H197ZM34 215V214H33ZM39 214H37V216H38ZM47 215V216H48ZM56 215V214H55ZM54 215V213H53V215H49L48 217L50 218L51 216L53 217V216H55ZM59 215V214H58ZM57 215V216H58ZM68 217H70V212H68ZM180 215H181V217H180ZM189 215V214H188ZM195 215V214H194ZM31 216V215H30ZM73 216H74V214H73ZM75 216H76V214H75ZM88 216H91L90 214L88 215ZM98 216V215H97ZM118 216H119V218H118ZM178 216V215H177ZM176 216V217H177ZM185 216V217H186ZM224 216H226V214L225 215H222V216H220V217H224ZM33 217V216H32ZM31 217V218H32ZM47 217V218H48ZM51 217V218H52ZM62 217H61V219H62ZM65 217H66V215H65ZM65 217H63V218H65ZM129 217V216H128ZM131 217H129L130 219H131ZM190 217V216H189ZM220 217L219 216H217V217H215V218H213V219H217L218 220V218L220 219ZM26 218V217H25ZM24 218V219H25ZM44 218V217H43ZM59 218V217H58ZM57 218V219H58ZM88 218V217H87ZM137 219L136 221H135V219ZM141 218V217H140ZM161 218V217H160ZM194 217H192V219H193ZM27 219V218H26ZM45 219V218H44ZM44 219H42V220H44ZM56 218H53V222H55V220H57ZM68 219V218H67ZM71 219V217L69 218V220ZM73 219V218H72ZM72 219H71V221H72ZM92 219V220H91ZM120 219H122V218H120ZM177 219V218H176ZM186 219H188L187 217H186ZM32 220V219H31ZM41 220V221H42ZM60 220V219H59ZM77 220H78V217H77ZM131 220V221H132ZM157 222H156V221ZM161 220V219H160ZM178 220V219H177ZM50 221V220H49ZM51 221H52V219H51ZM73 221H74V219H73ZM78 221H80V219L78 220ZM99 221V222H98ZM106 221V220H105ZM104 221V222H105ZM135 221V222H134ZM194 221V220H193ZM212 221H214V220H212ZM25 222V221H24ZM60 222V221H59ZM62 222V221H61ZM68 222V223H67ZM81 222H82V220H81ZM96 222V223H95ZM103 222V221H102ZM101 222V224H102V226L104 225V223H102ZM139 222V223H138ZM152 222H154V223H152ZM172 222V223H171ZM191 222V221H190ZM107 224H109L108 223V221L106 222ZM106 223H105V225H106ZM37 224V223H36ZM42 223H40V224H38V225H36V226H40ZM56 224V225H55ZM110 224H111V222H110ZM122 224V223H121ZM153 224H158V225H160L159 227H160V229L156 232H149L151 229H152V225ZM174 224V225H173ZM176 224H178V222L176 223ZM104 225V226H105ZM111 225H113V224H111ZM116 225V224H115ZM118 225H119V222H118ZM157 225V226H158ZM195 225H196V223H195ZM53 226H55V227H53ZM103 226V227H104ZM106 226H108L109 227V225H106ZM105 226V228H107ZM123 226V227H124ZM152 226V227H151ZM181 226V227H182ZM191 226V227H190ZM246 226V229H244V228H242V230H241V232H239V235L237 236L238 238L235 240V241H240V239L241 238H243V236H246L245 238H249V236L251 235V234H253L252 232H254V228H255V225H253V224H250V223H248V224H246L245 225ZM42 227V226H41ZM112 227V226H111ZM113 227H114V225H113ZM119 227H118V229H119ZM189 227V228H188ZM247 227H249V229L247 228ZM59 228V229H60ZM70 229V230H66V229ZM110 228V227H109ZM117 228V227H116ZM148 228H149V230H148ZM178 228V227H177ZM252 228V229H251ZM104 229V228H103ZM108 229V228H107ZM113 229V228H112ZM138 229L139 230H142V232H143V236L142 235H140V236H142V237H139L138 236V238H135V240H134V242H133V244L131 243V237H129L130 236V234H131V232H134V234L135 233H137V231H138ZM248 229V230H247ZM34 230V229H33ZM97 230H99V231H97ZM135 230H137V231H135ZM53 231V232H54ZM57 231V230H56ZM56 231L54 232V233H56ZM95 231H97V232H101L100 231V229L98 228V229H96ZM95 231H94V233H95ZM106 231V230H105ZM112 231V230H111ZM114 231H115V229H114ZM116 231H117V229H116ZM120 231V230H119ZM168 231H170L171 233H169L168 235H165V233L167 232L168 233ZM26 232V231H25ZM37 232V231H36ZM52 232V231H51ZM50 232V233H51ZM52 232V233H53ZM110 232V230L108 231V233ZM203 232V233H202ZM48 233V232H47ZM52 233L51 234H48V235H52ZM103 233V232H102ZM112 233V232H111ZM117 233V232H116ZM139 233V232H138ZM248 234V236H247V234ZM255 233V232H254ZM83 234H85V233H83ZM87 234V233H86ZM92 234V233H91ZM104 234V233H103ZM107 234V233H106ZM140 234V233H139ZM97 235V234H96ZM96 235H95V237H96ZM109 235V234H108ZM107 235V236H108ZM136 235V234H135ZM167 236L168 238H166L165 236ZM88 236V235H87ZM97 236H99V234L97 235ZM100 236H102V235H100ZM106 236V237H107ZM164 236V237H163ZM45 237V239H43ZM46 237H47V239H46ZM93 237V236H92ZM103 237V236H102ZM110 237V236H109ZM109 237H108V239H109ZM146 237H147V240H145L146 239ZM149 237V238H148ZM250 237H252V235L250 236ZM53 238V239H52ZM82 238V239H83ZM85 238H86V236H85ZM85 238H84V240L83 241H85ZM90 238V237H89ZM89 238H88V244H90V241H89ZM101 238V237H100ZM129 238H131V239H129ZM80 239V238H79ZM78 239V240H79ZM103 239V238H102ZM108 239H106V240H108ZM111 239V238H110ZM133 239H134V237H133ZM150 239V240H149ZM71 240V239H70ZM70 240H69V242H70ZM101 240V239H100ZM183 240H182V243H183ZM73 241V240H72ZM74 241H75V239H74ZM82 241V242H83ZM86 241H87V238H86ZM94 241V240H93ZM102 241V240H101ZM180 241V243H178ZM81 241L79 240V243H80ZM96 242V241H95ZM97 242H99V241H97ZM45 243H47V247H46V245H45ZM72 243H74V242H72ZM79 243H75L76 245L75 246H77V244H78V249H80V245H79ZM178 243V244H177ZM64 245V247H62L61 248V246L60 245ZM68 245H69V243H67ZM71 244V243H70ZM82 244V243H81ZM83 244H85V243H83ZM83 244H82V246H83ZM88 244H85L86 246H88ZM130 244H132V246H130ZM233 244H235V242H233ZM45 245V246H44ZM101 245H102V247H101ZM178 246V248H180V250H179V252L178 253H176V254H168V252L169 251H172V249H173V251L175 250L174 248L176 247V249L178 250V248H177V246ZM43 246V247H42ZM74 246V245H73ZM74 246V247H75ZM80 246V247H79ZM90 248H92L91 246H89ZM188 247H190V246H188ZM193 247V246H192ZM85 248V247H84ZM88 248V247H87ZM59 249H61V250H59ZM75 249H77V248H75ZM74 249V251H76ZM77 249V250H78ZM89 249V248H88ZM53 251H55V252H53ZM57 251V252H58ZM72 251V252H71ZM91 251V250H90ZM172 251V253H174ZM9 252V251H8ZM40 252H42L41 254H40ZM49 252V251H48ZM77 252V251H76ZM82 252V251H81ZM117 253L118 252V254L119 253H121L122 252V254H125L122 258H120L119 257V260H118V258H116V257H118L117 255H116V257L114 258V253ZM124 252V253H123ZM23 253V254H22ZM75 253V252H74ZM73 253V254H74ZM115 253V254H116ZM171 253V252H170ZM29 254H31V255H29ZM47 254V253H46ZM49 254V253H48ZM47 254V255H48ZM71 254H69V255H71ZM89 254V253H88ZM111 254H113V258L111 257ZM167 254L168 255H170V256H167ZM32 255H34V258H33V256ZM44 255V254H43ZM50 255V254H49ZM80 255V254H79ZM66 256H68V254H66ZM76 256V255H75ZM85 256V255H84ZM69 257H72V256H69ZM68 257V258H69ZM81 258H82V256H81ZM36 259V258H35ZM34 259V260H35ZM40 259V258H39ZM43 259V258H42ZM42 259H40L41 260V262H43V260ZM47 259V258H46ZM229 260V261H228ZM45 261H47V260H44V262ZM48 261H49V264L51 263L50 262V260L48 259ZM74 261V262H73ZM104 261V262H103ZM264 261V260H263ZM34 262H36V261H34ZM34 262H32V263H30V264H33ZM39 262V261H38ZM40 263V262H39ZM46 263V262H45ZM45 263H43V264H45ZM264 263V262H263ZM42 264V263H41ZM48 264V263H47Z\"/></svg>",
  "mask_w": 264,
  "mask_h": 264
}]
</instances>
